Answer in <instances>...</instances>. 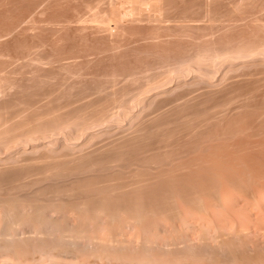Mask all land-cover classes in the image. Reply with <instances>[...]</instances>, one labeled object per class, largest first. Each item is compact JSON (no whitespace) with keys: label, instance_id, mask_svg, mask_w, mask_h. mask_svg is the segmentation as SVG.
Listing matches in <instances>:
<instances>
[{"label":"rangeland","instance_id":"1","mask_svg":"<svg viewBox=\"0 0 264 264\" xmlns=\"http://www.w3.org/2000/svg\"><path fill=\"white\" fill-rule=\"evenodd\" d=\"M200 29L201 30L203 29V30L201 31ZM261 40H262V45H264L263 43L264 41V0H0V84H1L0 85V89H1L0 90V94H1L0 95V98H1L0 99V105H1L0 115L4 112V110L6 111V113L8 110L7 114L5 113L3 114L5 116H10L9 114H10L11 109L14 110L15 112L19 110H24L27 104L28 106H31V108H33V110L31 109L30 111H33V114L35 115L37 112L39 115H41L42 112L44 111L43 113H45L47 116H45V114H42L44 116V118L42 119H46V121L47 120L49 121L51 119V112L55 113L54 115L52 114V119L50 120L53 122L49 121V123H47L45 120H42L44 121V123L48 125L52 126L53 124L52 129L47 130V132L45 130H43L45 132L40 131L43 133L42 134L38 132L40 135L37 133L36 134L34 133L33 134V136L35 135L34 139L32 138L33 137L32 134L30 137L25 136V140H23L24 136L19 137V139H17V141L15 142L16 144L15 143L14 144L12 143V145L9 144L10 146H8L7 144L5 145L4 143L0 144L1 146L0 147V163H1L0 166L1 167H3L2 165L4 164L9 166L8 165L9 161L11 164H13L14 163L13 161L15 160H17V162L18 161L20 162L22 159H26L27 157L29 159L31 158L33 159V155L35 157V155L39 156V154L40 155L44 154L45 156L43 155V157H47V158L51 157V159L57 160L56 162L58 161L62 162L63 160H65L63 162H66L65 157L70 159L69 157H71L75 152H77L79 156L75 153V161L82 160V159L85 160V158L89 154L88 152L90 151L92 153L91 148H94L93 154H95V151L98 148H102V147L108 148V146L112 145L114 141L115 142L117 141L116 139L119 140V138L121 139L122 136L124 139V136L125 138L129 136L128 133L134 131L135 127L142 128V126L144 125V127H148V128L151 127L152 128L151 130L153 129L155 130V131L153 130L154 132L152 131L150 132V129L148 130V128H142L143 131L147 130L145 132L146 136L150 137V138H147V140L145 141L152 142L153 140V142L155 143L150 144L149 142H146V145L143 148L144 150L142 149L141 150L142 152L140 151V154L138 153L139 156L137 154H136L137 156H135L134 154L131 156H128V158L130 157L131 158L129 159V161L126 160L125 158L124 159L125 162L124 160H122V162L124 163H122L121 161L118 163L117 161L116 164H113L114 162H116V160L115 159L112 160L113 163L110 160L111 162L110 165L106 164L108 163L107 161L109 160L105 161L103 159V162H106L105 164L108 165L110 171L107 170L108 169L107 166H106L107 168L105 171V167H104L105 164L103 163L104 165H101L104 167V168L102 167L103 169L102 168L98 169L100 164L94 166L95 168L98 166L96 169L99 173L95 169H94L95 171L93 170L94 167L91 168L90 170L88 169V172L85 171L86 174L85 172H82V171H80L81 173L76 171V174L68 175V173L71 174L72 172L70 170L71 172L65 171L66 173L63 174V176H61L62 178L60 176H58L60 178H58L57 176L56 178L55 176L54 177L50 176L55 181L54 182L51 178L44 176V175H47V173L45 172L48 171V173L50 174L54 173L55 169H58L59 167L64 166V165H62V163L61 164L58 163L59 167L52 165L54 161H50L49 160L50 158H48V160L47 158L43 159L46 161V165H44L45 162L42 160L43 157L39 156V158H41L42 160L39 164L40 165L43 164V165L40 166L38 162L35 163L36 165L40 167V171L37 169L35 173L36 175H38V178L41 181L38 178L36 179L37 176L34 178L35 176L34 175L33 178L32 177L30 179L26 178L28 182L30 181L28 184H25L27 183V181H25L24 184L22 183L21 187H19V186H16L15 184L13 185V183L12 184L10 183L9 180L10 178H11V181L14 180L12 179L13 177L6 175L1 181L5 184L0 182V186L5 187V188L0 187V193L2 194V195L0 194V196L1 197L3 195L5 196V197L3 196L4 198L1 202H4V199L10 194V198L8 197L7 198L13 199L14 201L18 202L19 205L17 204L18 207L17 206L16 207L17 209H20L21 214L19 213V211L17 212L20 214V217L29 216L31 215V213H32V216L36 215L34 214L37 212L35 208L39 206L38 205L39 203H40L41 208H46L44 210V212L46 213H44L45 215L42 220L43 222L41 221L37 223L38 220L36 219L37 220L36 221L34 217H33L34 219L33 220L32 217L30 216L26 218L24 217L23 219L20 218L21 223H19L20 224L19 225V224H16L20 222L19 220L18 222L14 223L13 219H11L12 218L11 215L10 217L7 215V213L10 214L7 210L5 211V209L7 208L5 209L3 208L4 211L2 210L1 207L3 205H4L3 207L5 206L7 207V204L5 205V203H3V205H1L0 203V206H1L0 216H2L0 217V219H3V223H4L3 224L2 221L0 220L1 221L0 222V227H1L0 233L2 232L0 234L1 235L0 238L1 237L3 238L4 237L3 235L8 233L6 237L4 238L6 239L5 241H9V242H5L7 243L5 249L8 248L7 250L9 251V254L7 250L0 248V264H25V263L26 264H32V263L33 264H116V263L117 264H130V263L131 264H143V263L144 264H149V263L150 264L152 263L153 264H225L230 260L229 257L230 258L232 257V259L234 258V260L232 259L231 260L235 262L236 256L240 254H242L243 256H246L249 254L252 255L251 253L253 252L254 253L252 256L256 258L259 255L262 261V258L264 257V256L262 257V255L264 254L263 252L264 251L263 249L264 248V244H263L264 243V211H263L264 210V204H263L264 203V52L262 49L258 47V46H261ZM168 41L169 43H167ZM251 43L253 45H251ZM251 46H255V47L251 48ZM245 47L246 48L250 47L249 50L252 49L253 53L251 54L250 52L249 54L251 55L248 54L249 55L248 56L244 51L240 52L241 48H245ZM256 48H259V49H256ZM262 48L264 49V47ZM254 50L256 53H254ZM258 51H260L261 53ZM204 53L207 55L206 58H209L207 59L208 61L206 60L205 57L201 59L202 55L205 56ZM239 54L240 55L242 54V55L240 56ZM196 57L198 58L200 57L199 59L201 60H199ZM197 65L199 68L197 67ZM180 68L181 70H179ZM227 71H229V73ZM225 74L226 76H224ZM201 77L204 80L205 79L207 80L205 81L201 80L202 79ZM165 81L167 83H165ZM140 86L141 87L143 86V87L140 88ZM154 86L156 90L155 88H153ZM115 87H118V88H115ZM142 89L146 92H144ZM133 92L137 95L139 94V96L135 95ZM142 92H144L145 94ZM155 92H157V94ZM29 93L31 94L28 97ZM163 93H167V94H163ZM205 93L207 95H205ZM26 94L28 97L27 99H26ZM167 95L169 99L167 98ZM33 96L35 98H32ZM25 99H26V102H25ZM35 99L37 100L35 101ZM40 99L41 101H39ZM189 99L195 105L194 104L192 105ZM182 100H184L185 102H182ZM38 101L41 102V105H39ZM102 101L104 104L102 103ZM34 102L35 103L37 102V103L35 104ZM99 102H101L103 107H101L102 105ZM128 102H130V104ZM179 102L182 104H179ZM186 102L189 106L185 104ZM152 103H153V106L151 105ZM131 104H133L132 107H131ZM13 105H17V106L15 107ZM35 105H36V108H35ZM73 105H75V107H73ZM107 105L108 107H106ZM146 105L148 107H146ZM164 105L169 106V107L172 106V110H171V107L170 108L166 107L165 109ZM173 105L175 107H173ZM181 105L183 106L185 105V106L183 107ZM5 106H7L6 107L7 109H4ZM20 106L22 107V109ZM28 106L25 108V113H24L26 114L25 116H27V113H28V112L26 113V109L28 108ZM89 106L90 108H88ZM110 106L112 107L114 112H112L113 111L112 109H110L111 112L108 110L109 108H111ZM179 106L180 108L178 109ZM156 107L157 109L164 108L165 109L163 112L164 115L160 114V110L159 111L155 110ZM176 107H177V111H176ZM70 108H72L71 110H73L72 112L74 113L70 111ZM76 108L77 109L79 108L78 109L79 111ZM99 108H101V110L97 111V109ZM86 109L87 110L89 109L88 111L91 114L88 112L85 113V111H87ZM125 109L126 111H124ZM168 109H170L171 111L170 110L168 111ZM68 110L71 114L68 113ZM103 110H106V111H103ZM139 110L141 111V113L144 112V110L145 112L141 114L139 113L140 112ZM178 110L179 111L182 110L180 111L181 113H179ZM63 111L65 112L62 113ZM93 111L96 113L99 112L100 116L97 114H94ZM107 111L109 112V114L106 113ZM152 111L155 114L158 113V115H155ZM13 112L11 114H13ZM58 112L60 115H62V117L60 116L61 119L58 117L59 116ZM78 112L80 113L84 112V114L83 113L80 114ZM135 112L137 114H135ZM239 112H241L240 113L241 115L238 114ZM259 113L262 115H260ZM73 114L75 115V117H73L74 116ZM76 114L78 117H81V118H77ZM110 114L111 116L113 115L112 116L113 118H111ZM180 114L182 116H180ZM188 114H190V116ZM42 115L41 117H43ZM102 115H106V116H102ZM174 115H178V116L177 117L175 116L174 118ZM209 115H211L212 117ZM66 116L67 117L71 116V117L67 118ZM83 116L84 117L86 116L87 120L86 119L82 120ZM133 116L134 117L136 116V120ZM169 116L171 117L170 121L172 122L171 124L168 125L169 129L174 128L173 126H176V124L180 123L181 118L183 119L184 117H186V122L189 123L190 126L194 127L196 124V128L198 129L199 127V129L197 130L199 133H196V135L197 137L198 136H201V137H198L197 139V137L194 136L195 134L187 132L188 129L185 128L187 126L186 125L187 123L183 121L185 123V126L180 127L181 129L176 128L178 130L180 129L179 130L180 132L175 133V131H173L175 133V134L173 133L175 136L172 135L171 138H166L165 132H163L162 130H158V129H161L160 126H163V125H160V124L163 121H166V118L168 120ZM192 116H194L195 119ZM53 117H54V120H57L56 122L58 121L59 122L54 123L55 121L53 120ZM63 117L65 118L63 119ZM97 117L99 119L101 117V121ZM104 117L107 118L108 121L107 119H104ZM119 117L121 119H119ZM178 117H179V120H175V119H178ZM1 118L4 119L3 117ZM66 118L67 120H65ZM69 118L72 123L70 122ZM235 118H236V122H238L237 125H236V122H234ZM239 118H241L240 121L243 120L241 121V123H239L238 121ZM79 119L82 122L77 121ZM102 119H104L105 121H103ZM152 119L154 120L152 121ZM155 119L158 121H156ZM173 119L174 121H176V124L173 123L174 122L172 121ZM64 120L66 123H68V126L67 124H64L65 123ZM205 120H209V121H205ZM73 121L75 123L80 122L81 124L83 123L84 124L82 126L80 125V123L78 124L73 123ZM127 121H129L130 124ZM60 122H62L67 128ZM86 122H88L89 124L91 123V124L88 125L86 124ZM101 122H102L101 125L97 124ZM242 122H243V125H242ZM233 123H235V125ZM69 124H71V126H69ZM72 124L74 125L73 127L74 130L72 129ZM92 124L94 126H92ZM140 124H142V126ZM145 124L147 125L145 126ZM229 124H231L233 128L237 127V129H233L232 126H230ZM78 125H80L81 128H83L82 132H80L81 131L80 128H77ZM170 125L171 126L173 125V126L170 128ZM54 126H58L57 129ZM61 126L62 127L64 126L65 129L64 127L62 128ZM109 126L111 129L109 128ZM120 126L122 127L124 126V127L121 128ZM226 126H229L232 129ZM88 127L90 129H88ZM182 128L183 130L186 129L187 131L186 130L183 131ZM47 129H49V127H47ZM77 129L79 130L77 131ZM123 129L128 133H126ZM159 131L163 133H160ZM93 132H95V134L98 132L97 133L98 136L97 134L96 135L94 134L93 137L95 139L98 138L96 140H99L98 144L99 146H102V147L98 146V144L96 143L97 141L95 139L92 140L91 133ZM155 132L157 135H153L155 134ZM114 133L115 135H113ZM104 134L106 135L109 134L110 137L109 135H107L106 137V135ZM160 134L161 135L164 134V135L161 136ZM260 134H261V137H260ZM118 135L120 136L118 137ZM150 135H152V137ZM80 136L82 138H80ZM111 138L114 139V141L111 140ZM164 138L166 140L165 142L167 143L164 142ZM80 140L81 141L84 140V142L86 141L87 144L84 142L81 143ZM90 140L91 142L89 144ZM100 140H104L105 143H106V140L107 142L108 140L109 141L111 140V141L110 143L108 142V144L105 145V143ZM159 140L161 142H159ZM69 141H70L69 143L70 146L68 145ZM93 141L96 143V146H94L95 143ZM39 144L40 146H37ZM74 144L76 145L74 146ZM88 144L89 146L91 145V148L87 147ZM17 145H19V147ZM154 145L155 146L157 145V146L155 147ZM162 147L163 149L168 148L170 151H173L170 153L171 156L168 157L169 159H166L165 163L167 164L162 165L160 164V162L158 163L160 165L153 164V161L152 162L150 161L151 159L150 157L153 158L152 154L155 155V153L156 154L161 153ZM87 148H89V150ZM154 148L157 150L155 151ZM57 149L59 150L57 151ZM84 149L85 150L87 149L88 151L87 150L84 151ZM145 149H147V153H145L146 152ZM149 149L151 151H149ZM50 150L52 151V153H50ZM16 151L18 152L22 151V152L18 153ZM69 151H72V152L70 153ZM81 151L83 154L81 155L82 158L80 157ZM67 152L70 154L72 153L73 154L67 155L68 154ZM83 152L87 154L84 155ZM15 153L18 154L17 155L18 157H16ZM63 153L64 154L66 153V154L64 155ZM48 154L50 155L48 156ZM55 155L56 157L57 155L58 157L60 155L61 157L64 155L62 157L64 159L60 160L62 159L60 157L58 158L59 159L58 160L56 157H54ZM38 156H36L35 158L38 159ZM73 157L70 159L69 162L75 163V161H73L74 160ZM216 157L217 159H215ZM9 158H11V160H9ZM19 158H21V160ZM28 158L27 160H29ZM147 159L149 162H147ZM22 161H25V160H22ZM37 161H40V159H38ZM47 162H50V163L47 164ZM49 164L53 166L54 168L51 167ZM111 164L112 166L113 165L114 166L112 167ZM48 165L50 166V170H53V171L49 170ZM65 166L70 167L71 165L67 166V164H65ZM123 166L126 168H124ZM46 168L48 170H45ZM151 168L154 170H152ZM229 168L232 169L233 171L230 170ZM136 170H139V171H136ZM100 171L102 172V174ZM39 172L41 173L39 174ZM74 172L75 171H73L72 173ZM95 172H97V174ZM142 172H143L142 176L145 175V178L143 177L144 180H142L143 178H140L142 177L141 176ZM137 173L139 174L137 175L139 176L138 177L139 180L136 176ZM146 173L148 177L146 176ZM113 174L117 178L119 175H120L119 177L124 176L123 177L124 181L121 183V185H119V187L121 188L125 187L124 189L127 188L124 191L126 192V194L122 191L121 194L112 193L113 194L112 195V194H108L102 191L100 192V194H97V192L95 193L89 192V194L91 195L88 196L89 194H86L85 192L84 193L81 192L82 196L86 194L88 198L91 197L93 200H91V198L89 199L86 198V196H84L85 198H83L79 194L77 195V193H80V192L76 190L78 188H75V187L79 186L78 184H80L79 182L80 180H81V183H84L85 181H87L88 178L89 180L94 181V178L98 179L100 178L99 176H101V178L98 180H101L102 175L105 177V179H109V177L110 179H114L116 177ZM130 174H132L133 176ZM64 175L66 176V179ZM88 175H91V176L88 177ZM97 175L98 177H95ZM43 176L44 178H46L45 180L43 179ZM106 176L108 177L106 178ZM126 176L129 179H127ZM131 176L136 177L138 182H135L136 179L132 180ZM6 177L7 178L9 177L8 180ZM47 178H49V180ZM67 178L70 181L67 180ZM4 179L6 182L4 181ZM31 179H34V180H31ZM42 180L45 181V187L47 186L48 188L49 186H51L50 184L56 185L57 183L58 184L60 183L61 188H59L60 190H58V192L60 191L61 192L60 194L62 195L63 189H65L64 194L62 196H58L60 194H57L58 193L57 191H53L54 189L57 190L58 186L60 187V184L59 185L57 184L56 185L57 187L55 186L56 188L54 187V189L50 188V190L51 189L52 190L51 191L48 190V192L49 191L50 192L46 193L44 190L48 188L41 187L42 185L41 183H43L44 185V182ZM71 180L73 183L75 182L76 183L73 184ZM7 181L9 182L7 183ZM36 181L38 182L40 181L39 182L40 186H36L35 188L34 185L33 186L29 185L32 183L33 184L36 183L35 185H39L37 184ZM121 181L122 180H120V182ZM131 181H134L135 183H137L136 184L137 186L135 185L136 187L133 185V189L135 188L134 190L131 189V186L132 184H135V183ZM145 181L146 183L144 184ZM254 181L255 183H253ZM63 182L64 183L66 182L65 185H63L64 184ZM126 182L128 184H126ZM9 183H10L9 187L12 185L10 187L12 188V190L9 187H7V184ZM142 183L144 185H142ZM27 185L30 187V189L35 188L33 189L35 191L37 190V187L38 188L40 187V189H42L40 191L41 194L40 192H38L39 191L38 190L36 191L37 195L40 194L42 197L45 196V198L48 199L47 200L48 203L46 202V199H43L44 197L42 198L40 196H39L40 198L39 197L36 198L37 200H33L36 193H34V196H33L31 194L33 193L31 191L33 190L31 189L30 191L29 187L27 188ZM64 186H67V187L63 188ZM141 186H143V188ZM14 188L17 189L18 191L17 190L13 191ZM22 188H25L26 191ZM66 188L67 190L73 189V188L75 189L76 192L75 191L73 192L74 197L72 195L69 197H65V196H68V195H65ZM27 189L31 192L30 193L31 196L25 195L27 193H24V191L28 192L29 194V191H27ZM169 189L171 190V192ZM121 190H123V188ZM5 191H8L9 193L7 192L5 193ZM42 191L45 194H51L53 198L57 195L58 197L53 199V201L55 200L57 204L64 203L65 199L67 203V200L68 201L70 200L67 198L71 197V200L68 203H71L72 207L69 204L70 207L69 205H67V209H66L65 207L66 203H65V204H62L64 205V208L62 210L60 206L59 207L53 206L52 204L53 201H52L51 207L52 206L53 207L51 208L50 203H49V197L51 195L50 196L45 195V194L42 195ZM242 191L244 192V194L242 193ZM14 192L15 194H13ZM16 192L18 194H16ZM22 192L25 195L24 198H26L27 196L26 199L20 198V196L22 197L24 196ZM102 193H104L103 194L104 196L101 195ZM94 194L97 195V197L94 196ZM11 195H13V197ZM188 195L189 197H187ZM77 196L78 198L80 196V198L78 199ZM18 197L21 200L23 199L22 201H24L25 203L27 202V203L23 204V202L20 199H18ZM72 197L74 200L75 199L76 200L75 201L72 200ZM7 198L6 200H8ZM28 198H30V202L28 201L29 200ZM41 198L43 199L42 201H40ZM59 198L64 199V202L63 200ZM183 198L185 201L184 200L181 201V199ZM17 199L20 200L21 203ZM57 199H59V201L61 200L62 202L57 201ZM187 200L189 201V203ZM31 201L32 202L34 201V203L36 204L32 203ZM43 201H45V203ZM71 201H74V202H71ZM89 201L91 202V204L87 203ZM80 202L82 203L80 204ZM219 202H221V204ZM14 204L16 205V203ZM20 204L23 205V207L21 205L22 209L19 207ZM32 204H34L35 206L33 205L34 206L33 207ZM41 204H43V207ZM45 204L47 207H44ZM48 204H49L50 209L48 208ZM97 205L100 207H97ZM209 205L211 206V208H209L210 207ZM122 206L124 208L126 207L125 208L126 210H123L124 208ZM57 208L59 209L57 210ZM53 209H55L56 211H54ZM61 211L63 212L61 213ZM86 211L90 213L88 214L89 216L87 215ZM100 211H101V214H100ZM132 211L135 213H133ZM24 212L26 214H24ZM94 213H97L98 215L96 214L97 217H95L94 215V217L92 218ZM136 213H139L141 217ZM103 214H104V217H103ZM109 214H110V217H109ZM135 214L139 216V217L136 216L137 220L135 219V216H133ZM5 217H7L8 219H11L12 220V221L10 220L11 224H14V225L16 224L15 225L16 227H13L11 229L9 227L7 228V225L10 223V221L8 222ZM64 217L67 220L63 219ZM49 219L56 220L55 223H57V227L52 226V224H54V221L52 222ZM61 219L64 221L62 222ZM133 220H136V221H133ZM143 222L145 225L143 224ZM36 224L38 225V227ZM64 224L67 227H65ZM39 225L42 227V229H40L41 227ZM44 226H46V228ZM58 226H60V228ZM2 227L6 229L3 230ZM81 230L82 232H85V235H83L82 232H80V234H82L83 237L78 236L80 235L78 231H81ZM174 231L176 232V234ZM30 232L33 233V235H31ZM74 232H76L78 235L77 234L75 235ZM19 235L21 237H18ZM7 236H10L11 238ZM59 236L61 240L59 239ZM74 237L75 238L80 237V238L79 239L76 238L77 240L75 242ZM7 238L12 239L11 243H10V240ZM26 238L27 240H25ZM223 238L224 239L227 238V241L224 242L225 240ZM244 240L247 243L244 242ZM214 241H216L218 244ZM14 243L16 244V247H14L15 246ZM111 243L113 245H111ZM219 243L223 245L224 247L221 246ZM68 246L70 247L68 248ZM103 246L106 248H104ZM30 247H33V248H30ZM70 248L72 251H69ZM226 249L227 250L229 249L228 250L229 253H227ZM101 251L103 254L101 253ZM219 252L221 253V255L219 254ZM224 252L227 253L229 257H226L227 255ZM230 252H233V253L230 254ZM247 252H249V254ZM146 254L147 256H145ZM222 254L224 255V257H226L225 263H224V257L223 258L221 257L223 256ZM217 257H218V260H216ZM240 257L238 256L237 259L239 258L238 260L241 262ZM227 258L228 260H226ZM220 260H223V261H220ZM238 260L235 263L229 262L227 264H231V263L237 264L239 263ZM147 261L148 262L150 261V262L147 263ZM217 261H219L220 263Z\"/></svg>","mask_w":264,"mask_h":264},{"label":"bare ground","instance_id":"2","mask_svg":"<svg viewBox=\"0 0 264 264\" xmlns=\"http://www.w3.org/2000/svg\"><path fill=\"white\" fill-rule=\"evenodd\" d=\"M171 2H172V1H171ZM173 2H174V1H173ZM155 3H156V2H155ZM164 3H165V2H164ZM159 4H160V3H159ZM210 4H211V3H210ZM239 4H240V3H239ZM168 7H169V6H168ZM241 7H242V6H241ZM255 7H256V6H255ZM160 8H161V7H160ZM204 8H205V7H204ZM244 8H245V7H244ZM173 10H174V9H173ZM198 10H199V9H198ZM251 10H252V9H251ZM176 11H177V10H176ZM229 11H230V10H229ZM37 12H38V11H37ZM221 12H222V11H221ZM233 12H234V11H233ZM250 12H251V11H250ZM165 13H166V12H165ZM208 13H209V12H208ZM228 13H229V12H228ZM241 13H242V12H241ZM194 14H195V12H194ZM209 14H210V13H209ZM226 15H228V14H226ZM261 15H262V14H261ZM154 16H155V15H154ZM208 16H209V15H208ZM239 16H240V15H239ZM168 17H169V16H168ZM256 17H257V16H256ZM165 18H167V17H165ZM183 18H184V17H183ZM227 18H228V17H227ZM231 18H232V17H231ZM237 18H238V17H237ZM195 19H196V18H195ZM154 20H155V19H154ZM188 20H189V19H188ZM211 20H212V19H211ZM194 21H195V20H194ZM173 22H174V21H173ZM176 22H177V21H176ZM182 22H183V21H182ZM191 22H193V21H191ZM191 22H189V23H191ZM205 22H206V21H205ZM220 22H221V21H220ZM187 23H188V22H187ZM194 23H195V22H194ZM226 23H227V22H226ZM229 23H230V22H229ZM176 24H177V23H176ZM204 24H205V23H204ZM207 24H208V23H207ZM209 24H210V23H209ZM168 25H169V24H168ZM172 25H174V24H172ZM189 25H190V24H189ZM238 25H239V24H238ZM190 26H191V25H190ZM174 27H175V26H174ZM177 27H178V25H177ZM180 27H181V26H180ZM186 27H187V26H186ZM192 27H193V26H192ZM212 27H213V26H212ZM229 27H230V26H229ZM182 28H184V27H182ZM189 28H190V27H189ZM193 29H194V28H193ZM197 30H198V29H197ZM200 30H201V29H200ZM202 30H203V29H202ZM202 30H201V31H202ZM39 31H40V30H39ZM207 31H208V30H207ZM209 31H210V30H209ZM211 31H212V30H211ZM235 31H236V30H235ZM26 32H27V31H26ZM146 32H147V31H146ZM182 32H183V31H182ZM220 32H221V31H220ZM31 33H32V32H31ZM232 33H233V32H232ZM215 34H216V33H215ZM245 34H246V33H245ZM219 35H220V34H219ZM192 36H193V34H192ZM205 37H206V36H205ZM195 38H196V37H195ZM161 39H162V37H161ZM188 39H189V38H188ZM222 40H223V39H222ZM196 42H197V41H196ZM198 42H199V41H198ZM255 42H256V41H255ZM257 42H259V41H257ZM167 43H169V41H168ZM253 43H254V42H253ZM263 43H264V41H263ZM162 44H163V43H162ZM179 44H180V43H179ZM191 44H192V43H191ZM241 44H242V43H241ZM241 44H240V45H241ZM254 44H255V43H254ZM257 44H258V43H257ZM206 45H207V44H206ZM247 45H248V44H247ZM251 45H253V44L251 43ZM258 45H259V44H258ZM231 46H232V45H231ZM243 46H244V45H243ZM245 46H246V45H245ZM248 46H249V45H248ZM256 46H257V45H256ZM253 47H255V46H251V48H253ZM258 47H259L260 49H262L263 52H264V49L262 48V47H264V45H262V40H261V46H258ZM42 48H43V47H42ZM231 48H232V47H231ZM236 48H237V47H236ZM236 48H235V49H236ZM249 48H250V47H247V48H246V47H245V48H241V51H240V52L244 51L247 55H248L250 52H251V54H252L253 51H252V49L249 50ZM259 48H256V49H259ZM216 49H217V48H216ZM239 49H240V47H239ZM207 50H208V49H207ZM225 50H226V49H225ZM262 50H260V51H262ZM226 51H227V50H226ZM238 51H239V50H238ZM260 51H258V52H260ZM153 52H154V51H153ZM172 52H173V51H172ZM229 52H230V51H229ZM258 52H257V53H258ZM184 53H185V52H184ZM238 53H239V52H238ZM245 53H244V54H245ZM254 53H256L255 50H254ZM260 53H261V52H260ZM187 54H188V53H187ZM204 54H205V53H204ZM225 54H226V53H225ZM251 54H249V55H251ZM146 55H147V54H146ZM239 55H240V54H239ZM241 55H242V54H241ZM241 55H240V56H241ZM249 55H248V56H249ZM259 55H260V54H259ZM38 56H39V55H38ZM198 56H200V55H198ZM206 56H207L206 54H205V56L202 55L201 59H202L203 57L206 58ZM229 56H230V55H229ZM253 56H254V54H253ZM221 57H223V56H221ZM226 57H227V56H226ZM196 58H198V57H196ZM199 58H200V57H199ZM199 58H198V59H199ZM205 58H204V60H205ZM231 58H232V57H231ZM162 59H163V58H162ZM201 59H199V60H201ZM207 59H209V58H206V60H207ZM214 59H215V58H214ZM216 59H217V58H216ZM221 59H222V58H221ZM221 59H220V60H221ZM225 59H226V58H225ZM194 60H195V59H194ZM204 60H203V61H204ZM237 60H238V59H237ZM255 60H256V59H255ZM191 61H192V60H191ZM196 61H197V60H196ZM207 61H208V60H207ZM212 61H213V60H212ZM229 61H230V60H229ZM261 61H263V60H261ZM193 62H194V61H193ZM210 62H211V61H210ZM258 62H259V61H258ZM200 63H201V62H200ZM205 63H206V62H205ZM205 63H204V64H205ZM213 63H214V62H213ZM240 63H241V62H240ZM194 64H195V63H194ZM194 64H193V65H194ZM197 64H198V63H197ZM198 65H199V64H198ZM198 65H197V67H198ZM257 65H258V64H257ZM257 65H256V66H257ZM243 66H244V65H243ZM29 67H30V66H29ZM227 67H228V66H227ZM239 67H240V66H239ZM245 67H246V66H245ZM183 68H184V67H183ZM189 68H190V67H189ZM198 68H199V67H198ZM200 68H201V67H200ZM207 68H208V67H207ZM233 68H234V67H233ZM235 68H236V67H235ZM1 69H2V68H1ZM23 69H24V68H23ZM52 69H53V68H52ZM164 69H165V68H164ZM191 69H192V68H191ZM211 69H212V68H211ZM224 69H225V68H224ZM176 70H177V68H176ZM179 70H181V68H180ZM184 70H185V69H184ZM214 70H215V69H214ZM226 70H227V69H226ZM239 70H241V69H239ZM49 71H50V70H49ZM166 71H167V70H166ZM195 71H196V70H195ZM203 71H204V70H203ZM178 72H179V71H178ZM227 72L229 73V71H227ZM236 72H237V71H236ZM252 72H253V71H252ZM154 73H155V72H154ZM161 73H162V72H161ZM245 73H246V72H245ZM1 74H2V73H1ZM169 74H170V73H169ZM197 74H198V73H197ZM199 74H200V73H199ZM217 74H218V73H217ZM261 74H262V73H261ZM160 75H161V74H160ZM172 75H173V74H172ZM193 75H194V74H193ZM193 75H192V76H193ZM227 75H229V74H227ZM231 75H232V74H231ZM164 76H165V75H164ZM177 76H178V75H177ZM186 76H187V75H186ZM192 76H191V77H192ZM224 76H226V74H225ZM40 77H41V76H40ZM158 77H159V76H158ZM202 77H203V76H202ZM202 77H201V78H202ZM204 77H205V76H204ZM216 77H217V76H216ZM228 77H229V76H228ZM261 77H262V76H261ZM111 78H112V77H111ZM170 78H171V76H170ZM186 78H187V77H186ZM188 78H189V77H188ZM196 78H197V77H196ZM233 78H234V77H233ZM199 79H200V77H199ZM209 79H210V78H209ZM218 79H220V78H218ZM225 79H226V78H225ZM230 79H231V78H230ZM260 79H261V78H260ZM58 80H59V79H58ZM201 80H204V79L202 78ZM205 80H207V79H205ZM205 80H204V81H205ZM175 81H176V80H175ZM193 81H194V80H193ZM216 81H217V80H216ZM220 81H221V80H220ZM222 81H223V80H222ZM163 82H164V81H163ZM170 82H171V81H170ZM186 82H188V81H186ZM189 82H190V80H189ZM206 82H207V81H206ZM213 82H214V81H213ZM159 83H160V82H159ZM165 83H167V82L165 81ZM179 83H180V82H179ZM207 83H208V82H207ZM60 84H61V83H60ZM146 84H147V83H146ZM198 84H199V83H198ZM200 84H202V83H200ZM203 84H204V83H203ZM218 84H219V83H218ZM0 85H1V84H0ZM214 85H215V84H214ZM119 86H120V85H119ZM131 86H132V85H131ZM143 86H144V85H143ZM143 86H142V87H143ZM148 86H149V85H148ZM159 86H160V85H159ZM185 86H186V85H185ZM193 86H194V85H193ZM123 87H124V86H123ZM142 87L140 86V88H142ZM145 87H146V86H145ZM145 87H144V88H145ZM156 87H157V86H156ZM168 87H169V86H168ZM174 87H175V86H174ZM177 87H178V86H177ZM186 87H187V86H186ZM191 87H192V86H191ZM211 87H212V86H211ZM222 87H223V86H222ZM110 88H111V87H110ZM115 88H118V87H115ZM147 88H148V87H147ZM153 88H155V86H154ZM145 89H146V88H145ZM157 89H158V88H157ZM181 89H182V88H181ZM181 89H180V90H181ZM188 89H189V88H188ZM225 89H226V88H225ZM0 90H1V89H0ZM131 90H133V89H131ZM138 90H139V89H138ZM142 90H143V89H142ZM142 90H141V91H142ZM150 90H151V89H150ZM155 90H156V88H155ZM143 91H144V90H143ZM148 91H149V90H148ZM148 91H147V92H148ZM164 91H165V90H164ZM168 91H169V90H168ZM174 91H176V90H174ZM186 91H187V90H186ZM2 92H3V91H2ZM31 92H32V91H31ZM87 92H88V91H87ZM144 92H146V91H144ZM144 92H142V93H144ZM149 92H150V91H149ZM149 92H148V93H149ZM158 92H160V91H158ZM195 92H197V91H195ZM251 92H252V91H251ZM133 93H134V92H133ZM142 93H140V94H142ZM151 93H152V92H151ZM155 93L157 94V92H155ZM161 93H162V91H161ZM174 93H175V92H174ZM30 94H31V93H29L28 97L30 96ZM55 94H56V93H55ZM70 94H71V93H70ZM131 94H132V93H131ZM134 94H135V93H134ZM144 94H145V93H144ZM149 94H150V93H149ZM156 94H154V95H156ZM158 94H159V93H158ZM163 94H167V93H163ZM169 94H170V93H169ZM201 94H203V93H201ZM0 95H1V94H0ZM33 95H34V94H33ZM102 95H103V94H102ZM110 95H111V94H110ZM135 95H137V94H135ZM146 95H148V94H146ZM154 95H152V96H154ZM170 95H171V94H170ZM196 95H197V94H196ZM205 95H207V94L205 93ZM24 96H25V95H24ZM34 96H35V95H34ZM34 96H33L32 98H35ZM54 96H55V95H54ZM131 96H132V95H131ZM137 96H139V94H138ZM137 96H136V97H137ZM158 96H160V95H158ZM162 96H163V95H162ZM177 96H178V95H177ZM28 97H27V94H26V99H27ZM163 97H164V96H163ZM165 97H166V96H165ZM171 97H172V96H171ZM173 97H174V95H173ZM199 97H200V96H199ZM201 97H202V95H201ZM32 98H31V99H32ZM75 98H76V97H75ZM104 98H106V97H104ZM133 98H134V97H133ZM141 98H142V97H141ZM157 98H158V97H157ZM167 98H168V95H167ZM188 98H189V97H188ZM194 98H195V97H194ZM0 99H1V98H0ZM26 99H25V102H26ZM85 99H86V98H85ZM94 99H95V98H94ZM99 99H100V98H99ZM107 99H108V98H107ZM126 99H127V98H126ZM135 99H136V98H135ZM135 99H134V101H135ZM138 99H139V98H138ZM143 99H144V97H143ZM155 99H156V98H155ZM155 99H153V100H155ZM168 99H169V98H168ZM195 99H196V98H195ZM195 99H194V100H195ZM33 100H34V99H33ZM36 100H37V99H35V101H36ZM45 100H46V99H45ZM81 100H82V99H81ZM88 100H89V99H88ZM97 100H98V99H97ZM97 100H96V101H97ZM149 100H150V99H149ZM153 100H152V101H153ZM170 100H171V99H170ZM174 100H175V99H174ZM184 100H185V99H184ZM184 100H182V102H185V101H186V100H185V101H184ZM194 100H193V101H194ZM39 101H41V99H40ZM39 101H38V102H39ZM49 101H50V100H49ZM90 101H91V100H90ZM90 101H89V102H90ZM111 101H112V100H111ZM147 101H148V100H147ZM166 101H167V100H166ZM189 101H191V100L189 99ZM223 101H224V100H223ZM54 102H55V101H54ZM81 102H82V101H81ZM85 102H86V101H85ZM136 102H137V101H136ZM163 102H164V101H163ZM168 102H169V101H168ZM194 102H195V101H194ZM5 103H6V102H5ZM28 103H29V102H28ZM34 103H35V102H34ZM36 103H37V102H36ZM36 103H35V104H36ZM51 103H52V102H51ZM76 103H77V102H76ZM86 103H87V102H86ZM86 103H85V104H86ZM99 103L101 104V102H99ZM102 103H103V101H102ZM105 103H106V102H105ZM114 103H115V102H114ZM114 103H112V104H114ZM128 103L130 104V102H128ZM153 103H154V102H153ZM153 103L151 104L152 106H153ZM191 103H192V105L194 104L192 101H191ZM25 104H26V103H25ZM93 104H94V103H93ZM103 104H104V103H103ZM134 104H135V102H134ZM168 104H170V103H168ZM176 104H177V103H176ZM179 104H182V103L179 102ZM179 104H178V105H179ZM183 104H184V103H183ZM185 104H187V102H186ZM189 104H190V103H189ZM239 104H240V103H239ZM19 105H21V104H19ZM31 105H32V104H31ZM37 105H38V104H37ZM39 105H41V102H39ZM59 105H60V104H59ZM59 105H58V106H59ZM75 105H76V104H75ZM75 105H73V107H75ZM86 105H87V104H86ZM97 105H98V104H97ZM101 105H102V104H101ZM127 105H128V104H127ZM132 105H133V104H131V107H132ZM142 105H143V104H142ZM151 105H149V106H151ZM158 105H159V104H158ZM165 105H167V104H165ZM165 105H164V106H165ZM178 105H177V106H178ZM194 105H195V104H194ZM0 106H1V105H0ZM13 106L16 107L17 105H13ZM13 106H12V107H13ZM27 106H28V104H27ZM27 106H26V107H27ZM71 106H72V104H71ZM71 106H70V107H71ZM99 106H100V105H99ZM104 106H105V105H104ZM114 106H115V105H114ZM114 106H113V107H114ZM121 106H122V105H121ZM129 106H130V105H129ZM139 106H140V104H139ZM181 106H183V105H181ZM184 106H185V105H184ZM184 106H183V107H184ZM187 106H189V105L187 104ZM6 107H7V106H5L4 109H7ZM10 107H11V106H10ZM15 107H14V108H15ZM20 107H21V106H20ZM23 107H24V106H23ZM26 107H25V108H26ZM38 107H39V106H38ZM41 107H42V106H41ZM61 107H62V106H61ZM97 107H98V106H97ZM101 107H103V105H102ZM106 107H108V105H107ZM110 107H111V106H110ZM117 107H118V106H117ZM146 107H148V106L146 105ZM166 107H168V108L171 107V110H172V106H170V107H169V106H165L164 108L166 109ZM173 107H175V106L173 105ZM25 108H24V110H19V111H17V112H15V111L12 110V109H11V111H10V109H9V111H10V114H9V115H10V116H5L3 113L7 114V113H8V110H7V113H6V111L3 109L4 112H3V113L1 112L2 114L0 115L1 117L4 118V119H2V118L0 117V144L4 143L5 145L7 144L8 146H10V145H12V143L14 144V143L17 141V139H19V137L24 136V139H23V140H25V136H27V137L29 136V137H30L31 134H32V136H33L34 133H35V134H36V133L39 134V133H42V132H45V131L47 132V130L52 129V126H53L52 123H51V124H52V126H51V125H48V124L44 123V121H42V120H45V121H46V119H42V118H44V116L42 115V114H45V113H43L44 111H43V112L41 111L42 114H41V113H40V114L43 116V117H41V115L38 114L37 110H36L37 113L35 112L36 115L33 114V111H30L31 109L33 110V108H31V106H28V108L26 109V113H27V112H28V113H27V116H25V115H26V114H24V113H25ZM35 108H36V105H35ZM48 108H49V107H48ZM82 108H83V106H82ZM85 108H86V107H85ZM88 108H90V106H89ZM94 108H95V107H94ZM104 108H105V107H104ZM143 108H144V107H143ZM150 108H151V107H150ZM162 108H163V107H162ZM164 108H163V109H161V108H160V109H157V107H156L155 110H158V111L160 110V114H163V112H164V110H165ZM179 108H180V106L178 107V109H179ZM17 109H18V108H17ZM21 109H22V107H21ZM37 109H38V108H37ZM40 109H41V108H40ZM40 109H39V110H40ZM56 109H57V108H56ZM67 109H69V108H67ZM71 109H72V108H70V111L72 112L73 110H71ZM76 109H77V108H76ZM78 109H79V108H78ZM78 109H77V110H78ZM110 109H112V107L109 108L108 110L110 111ZM147 109H149V108H147ZM196 109H197V108H196ZM15 110H16V109H15ZM82 110H83V109H82ZM84 110H85V109H84ZM86 110H87V109H86ZM88 110H89V109H88ZM88 110L85 111V113H86V112L90 113ZM90 110H91V109H90ZM98 110H101V108L97 109V111H98ZM106 110H107V108H106ZM106 110H103V111H106ZM112 110H113V109H112ZM115 110H116V108H115ZM120 110H121V109H120ZM134 110H135V109H134ZM151 110H152V109H151ZM169 110H170V109H168V111H169ZM171 110H170V111H171ZM184 110H185V109H184ZM213 110H214V109H213ZM216 110H217V109H216ZM13 111H14V112H13ZM29 111H30V112H29ZM55 111H56V110H55ZM57 111H59V110H57ZM78 111H79V110H78ZM94 111H96V110H94ZM94 111H93V112H94ZM121 111H122V110H121ZM124 111H126V109H125ZM139 111H140V110H139ZM139 111H138V112H139ZM142 111H143V109H142ZM161 111H162V112H161ZM166 111H167V110H166ZM173 111H174V110H173ZM176 111H177V107H176ZM178 111H179V110H178ZM180 111H182V110H180ZM180 111H179V113H181ZM192 111H193V110H192ZM194 111H195V110H194ZM198 111H199V110H198ZM208 111H209V110H208ZM258 111H259V110H258ZM12 112H13V114H11ZM64 112H65V111H63L62 113H64ZM110 112H111V111H110ZM112 112H114V110H113ZM144 112H145V110H144ZM144 112H142V113H144ZM152 112H153V111H152ZM174 112H175V111H174ZM211 112H212V111H211ZM215 112H217V111H215ZM241 112H242V111H241ZM241 112H239L238 114H240ZM68 113H70L69 110H68ZM72 113H74V112H72ZM78 113H80V112H78ZM82 113L84 114V112H81L80 114H82ZM88 113H87V114H88ZM100 113H101V112H100ZM106 113L109 114L108 111H107ZM118 113H119V112H118ZM139 113H141V111H140ZM142 113H141V114H142ZM153 113H154V112H153ZM182 113H184V112H182ZM186 113H187V112H186ZM190 113H191V111H190ZM209 113H210V112H209ZM48 114H50V113H48ZM52 114L54 115L55 113H52V112H51V119H52ZM58 114H59V112H58ZM70 114H71V113H70ZM70 114H69V115H70ZM90 114H91V113H90ZM90 114H89V115H90ZM94 114L99 115V112H97V113L94 112ZM102 114H103V113H102ZM108 114H107V115H108ZM124 114H125V112H124ZM135 114H137V113L135 112ZM154 114H155V113H154ZM171 114H172V113H171ZM176 114H177V113H176ZM206 114H207V113H206ZM216 114H217V113H216ZM218 114H219V113H218ZM259 114H260V113H259ZM3 115H4V116H3ZM63 115H64V114H63ZM66 115H67V113H66ZM73 115H74V114H73ZM92 115H93V114H92ZM120 115H121V114H120ZM120 115H119V116H120ZM131 115H132V114H131ZM151 115H153V114H151ZM155 115H158V113H156ZM163 115H164V114H163ZM163 115H162V116H163ZM165 115H166V113H165ZM185 115H186V114H185ZM188 115L190 116V114H188ZM188 115H187V117H188ZM207 115H208V114H207ZM240 115H241V114H240ZM240 115H239V116H240ZM260 115H262V114H260ZM45 116H47V115L45 114ZM49 116H50V115H49ZM56 116H57V115H56ZM60 116L62 117V115L59 114V116H58V117L61 119ZM76 116H77V114H76ZM95 116H96V115H95ZM99 116H100V115H99ZM99 116H98V117H99ZM102 116H106V115H102ZM110 116H111V114H110ZM112 116H113V115H112ZM112 116H111V118H113ZM142 116H144V115H142ZM175 116L177 117L178 115H174V118H175ZM180 116H182V115L180 114ZM180 116H179V117H180ZM209 116H211V115H209ZM217 116H218V115H217ZM217 116H216V118H217ZM233 116H234V114H233ZM239 116H238V117H239ZM54 117H55V116H54ZM54 117H53V120H54ZM66 117H67V116H66ZM68 117H71V116H68ZM68 117H67V118H68ZM73 117H75V115H74ZM98 117H97V118H98ZM121 117H123V116H121ZM133 117H134V116H133ZM146 117H147V116H146ZM155 117H157V116H155ZM164 117H166V116H164ZM179 117H178V119H175V120H179ZM192 117L194 118V116H192ZM201 117H202V116H201ZM211 117H212V116H211ZM218 117H219V116H218ZM47 118H48V117H47ZM64 118H65V117H63V119H64ZM67 118H66L65 120H67ZM77 118H81V117H78V116H77ZM92 118H93V117H92ZM94 118H95V117H94ZM97 118H96V119H97ZM109 118H110V117H109ZM124 118H125V116H124ZM134 118H135V120H136V116H135ZM134 118H133V120H134ZM137 118H138V116H137ZM158 118H159V117H158ZM158 118H156V119H158ZM180 118H181V117H180ZM51 119H50V120H51ZM57 119H58V118H57ZM74 119H75V118H74ZM74 119H73V120H74ZM85 119H86V116H85V117L83 116L82 120H85ZM98 119H99V118H98ZM98 119H97V120H98ZM104 119H107V118L104 117ZM104 119H102V120L105 121ZM119 119H121V118L119 117ZM156 119H155V120H156ZM160 119H161V117H160ZM181 119H182V118H181ZM181 119H180V123H182V124H180V123L176 124V121H174V119L172 120V121H174L173 123L176 124V126H173L174 124L172 125L175 129H176V128H180V127L185 126V123H184V122H186V117H184V118L182 119V121H181ZM187 119H188V118H187ZM194 119H195V118H194ZM194 119H193V121H194ZM208 119H209V117H208ZM240 119H241V118L238 119L239 123H241V121H243V120L240 121ZM50 120H49V121H50ZM65 120H64V122H65ZM69 120H70V118H69ZM86 120H87V119H86ZM94 120H95V119H94ZM99 120L101 121V117H100ZM112 120H113V119H112ZM123 120H124V119H123ZM129 120H130V118H129ZM153 120H154V119H152V121H153ZM170 120H171V117L169 116L168 120H167V118H166V121H163L161 124L159 123L160 125H163V126H160L161 129H158V130H162L163 132H165V137H166V138H171L172 135H174L176 132H177V133L180 132L179 130L181 129V128H180L179 130H178V129L175 130L174 128H171V127H172L171 125H170V128H171V129H169V126H168V125L172 123ZM201 120H202V119H201ZM211 120H212V119H211ZM49 121L47 120L46 122L49 123ZM54 121H55L54 123H58V122H59V121L56 122L57 120H54ZM77 121H81V120L79 119V120H77ZM100 121H98V122H100ZM107 121H108V119H107ZM107 121H106V123H107ZM138 121H140V120H138ZM150 121H151V120H150ZM152 121H151V122H152ZM156 121H158V120H156ZM183 121H184V122H183ZM187 121H189V120H187ZM191 121H192V120H191ZM195 121H196V120H195ZM205 121H209V120H205ZM214 121H215V120H214ZM50 122H53V121H50ZM70 122H71V120H70ZM81 122H82V121H81ZM83 122H84V121H83ZM113 122H114V121H113ZM127 122H129V121H127ZM136 122H137V121H136ZM159 122H160V121H159ZM211 122H212V121H211ZM211 122H210V123H211ZM227 122H229V121H227ZM232 122H233V121H232ZM234 122H236V118H235V121H234ZM257 122H258V121H257ZM60 123H62V122H60ZM71 123H72V122H71ZM73 123H75V122L73 121ZM76 123L78 124V123H80V122H76ZM76 123H75V124H76ZM104 123H105V122H104ZM124 123H125V122H124ZM132 123H134V122H132ZM132 123H131V124H132ZM149 123H150V122H149ZM154 123H155V122H154ZM154 123H152V124H154ZM186 123H187V122H186ZM196 123H197V122H196ZM201 123H202V122H201ZM206 123H207V122H206ZM230 123H231V122H230ZM62 124H63V123H62ZM64 124H67V126H68V123L65 122ZM64 124H63V125H64ZM83 124H84V123H83ZM83 124L80 123V125H82V126H83ZM86 124L90 125L91 123L89 124L88 122H86ZM86 124H85V125H86ZM95 124H96V122H95ZM97 124H100V125H101L102 122H101V123H97ZM109 124H110V122H109ZM129 124H130V122H129ZM193 124H194V123H193ZM233 124L235 125V123H233ZM237 124H238V122H236V125H237ZM46 125H48V126H46ZM80 125H78V127H77V126H76V127H77V128H80V129H81L80 132H82V129H83V128H81ZM88 125H87V126H88ZM127 125H128V124H127ZM140 125L142 126V124H140ZM146 125H147V124H145V126H146ZM186 125H187V126H186L185 128L188 129V131H187L186 129H184V130H186V131L189 132V133L195 134L194 136L197 137L196 133H199V132L197 131V130L199 129V127L197 126V127H198V129H197V128H196V124H195V126L193 125L195 128L192 127V126H190L189 123H187ZM201 125H202V124H201ZM227 125H228V124H227ZM229 125L232 126L231 124H229ZM242 125H243V122H242ZM260 125H261V124H260ZM50 126H51V128H50ZM59 126H60V125H59ZM64 126H65V125H64ZM64 126H63V127H64ZM69 126H71V124H69ZM79 126H80V127H79ZM92 126H94V125L92 124ZM97 126H99V125H97ZM103 126H105V125H103ZM124 126H125V125H124ZM124 126H123V127H124ZM129 126H130V125H129ZM138 126H139V125H138ZM138 126H137V127H138ZM153 126H154V125H153ZM47 127H49V129H47ZM54 127H56V129H57L58 126H54ZM54 127H53V129H54ZM61 127H62V126H61ZM61 127H59V128H61ZM63 127H62V128H63ZM65 127H66V126H65ZM65 127H64V129H65ZM73 127H74V125L72 124V129H73ZM84 127H85V126H84ZM90 127H91V126H90ZM120 127L123 128L122 126H120ZM126 127H127V126H126ZM131 127H132V126H131ZM214 127H215V126H214ZM226 127H229V126H226ZM234 127H235V126H234ZM59 128H58V129H59ZM66 128H67V127H66ZM97 128H98V127H97ZM105 128H106V127H105ZM109 128H110V126H109ZM114 128H115V127H114ZM142 128H148V127H144V125H143ZM142 128H141V127H138V128L135 127L136 130L134 129V131H132V132L129 131V132L132 133V134L126 132V131L123 129L126 133L129 134V136H127L126 138H125V136H124V139H123V136H122L121 139H120V138H119V140L116 139V140H117L116 142L114 141V139L111 138V140H113L114 143H113L112 145L108 146V148H106V147H102V146H99V144H98L99 140H96V139H98V138L95 139V138L93 137V135L95 134V132H93V133H91V134H92V140L95 139V140L97 141L96 143L98 144V146H99V147H102V148H98V149L95 151V154H93L94 148H91V145L89 146V144H90V142H91V140H90V141H89V144H88L87 147H90V148L92 149V150H91L92 153L89 151V152H88L89 154L87 155V157L85 158V160L82 159V160H78V161H75V153L77 154V152H75L74 154L72 153L73 155L70 154L72 151H69L70 153L67 152V153H68L67 155H72L71 157H69L70 159L74 156V157H73V159H74L73 161H75V163H74L72 160H71V161H72L73 163L69 162L70 159H68V158H66V157H65L66 162H63V161H65V160H63L64 158H62V157H63L66 153H65V154L63 153L64 155H63L62 157H61V155L58 157L59 154L57 155V157H56V155L54 156V157H56L57 159L61 157L62 159H60V160H63L62 162H61V161H60V162H59V161L56 162L57 160H54V159H51V157H48V158H50V159H49L50 161H54L52 165L58 166L59 164L62 163V165H64V166H61V167L58 166L59 168H58V169H55L54 173H51V174L48 173V171H47V172H45V173H47V175H44V176H47V177H49V178L54 177V176H55V178H56V176H57V177H58V176L61 177V176H63V174L66 173L65 171L68 172V171H70V170H71L72 172H73V171H75V172L72 173V172L70 171L71 174L68 173V175L76 174V171H77V172H80V171H82V172L87 171V172H88V169L90 170V169L93 168L94 166L100 164L99 167L97 166L98 169H99V168H102V167H103V166H101V165H104V164L106 163V162H103V159H104L105 161L109 160V161H107L108 163H106V164H108V165H110V163H111L110 160L112 161V160H114V159L116 160V162L113 163V161H112L113 164H116L117 161H118V163H119L120 161L122 162V160H124L125 158H126V160L129 161V159H130L131 157L128 158V156H131V155H133V154H134L135 156H137L138 153L140 154V151L145 147L146 142H149V141H145V140H147V138H150V137H147V136H146V133H145V132H146L147 130L144 129V130H146V131H143ZM153 128H154V127H153ZM157 128H158V127H157ZM229 128H230V127H229ZM232 128H233V126H232ZM232 128H230V129H232ZM248 128H249V127H248ZM64 129H63V130H64ZM75 129H76V128H75ZM88 129H90V128L88 127ZM88 129H87V130H88ZM92 129H93V128H92ZM110 129H111V128H110ZM116 129H117V128H116ZM149 129H150V132H151V131H152V132L155 131L154 129H153L154 131L151 130V129H152L151 127H149L148 130H149ZM227 129H228V128H227ZM233 129H237V127H236V128H233ZM43 130H45V131H43ZM67 130H68V129H67ZM73 130H74V129H73ZM78 130H79V129H77V131H78ZM87 130H86V131H87ZM106 130H108V129H106ZM126 130H127V129H126ZM182 130H183V128H182ZM184 130H183V131H184ZM241 130H242V129H241ZM248 130H249V129H248ZM40 131H42V132H40ZM57 131H58V130H57ZM83 131H84V130H83ZM95 131H96V130H95ZM97 131H98V130H97ZM102 131H103V130H102ZM173 131H175V133H174ZM186 131H185V132H186ZM224 131H225V130H224ZM231 131H233V130H231ZM235 131H236V130H235ZM239 131H240V129H239ZM251 131H252V130H251ZM38 132H39V133H38ZM67 132H68V131H67ZM74 132H75V131H74ZM122 132H123V131H122ZM142 132H144L145 134L142 133ZM159 132H160V131H159ZM163 132H160V133H163ZM221 132H222V131H221ZM246 132H247V131H246ZM51 133H52V132H51ZM53 133H55V132H53ZM59 133H60V132H59ZM71 133H72V132H71ZM71 133H70V134H71ZM83 133H84V132H83ZM88 133H90V132H88ZM97 133H98V132H97ZM97 133H96V134H97ZM101 133H102V132H101ZM110 133H111V132H110ZM120 133H121V132H120ZM157 133H158V132H157ZM173 133H174V134H173ZM253 133H254V132H253ZM262 133H263V132H262ZM42 134H43V133H42ZM47 134H48V133H47ZM56 134H57V133H56ZM62 134H63V133H62ZM96 134H95V135H96ZM102 134H103V133H102ZM152 134H153V133H152ZM200 134H201V133H200ZM218 134H219V133H218ZM39 135H40V134H39ZM49 135H50V134H49ZM76 135H77V134H76ZM85 135H86V134H85ZM99 135H100V134H99ZM104 135H106V134H104ZM104 135H103V136H104ZM107 135H109V134H107ZM107 135H106V137H107ZM113 135H115V133H114ZM153 135H157L156 132H155V134H153ZM160 135H161V134H160ZM162 135H164V134H162ZM162 135H161V136H162ZM50 136H51V135H50ZM60 136H61V135H60ZM97 136H98V134H97ZM119 136H120V135H118V137H119ZM150 136L152 137V135H150ZM174 136H175V135H174ZM174 136H173V137H174ZM176 136H177V135H176ZM189 136H190V134H189ZM230 136H231V135H230ZM34 137H35V135H34L32 138L34 139ZM37 137H38V136H37ZM37 137H36V138H37ZM44 137H45V135H44ZM87 137H88V136H87ZM100 137H102V136H100ZM104 137H105V136H104ZM109 137H110V135H109ZM109 137H108V138H109ZM116 137H117V136H116ZM116 137H115V138H116ZM159 137H160V136H159ZM198 137H201V136H198ZM198 137H197V139H198ZM213 137H214V136H213ZM235 137H236V136H235ZM240 137H241V136H240ZM260 137H261V134H260ZM48 138H49V137H48ZM70 138H71V137H70ZM80 138H82V137L80 136ZM206 138H208V137H206ZM214 138H215V137H214ZM218 138H219V137H218ZM222 138H223V137H222ZM30 139H31V138H30ZM57 139H58V138H57ZM60 139H61V138H60ZM68 139H69V138H68ZM88 139H89V138H88ZM90 139H91V137H90ZM100 139H102V138H100ZM160 139H161V138H160ZM219 139H220V138H219ZM229 139H230V138H229ZM234 139H235V138H234ZM249 139H250V138H249ZM36 140H37V139H36ZM41 140H42V139H41ZM69 140H70V139H69ZM111 140H110V141H111ZM180 140H181V139H180ZM211 140H212V139H211ZM220 140H221V139H220ZM220 140H219V141H220ZM27 141H28V139H27ZM27 141H26V142H27ZM31 141H32V140H31ZM44 141H45V140H44ZM44 141H43V142H44ZM57 141H58V140H57ZM80 141H81V140H80ZM100 141H102V142L105 143L104 140H100ZM110 141L108 140L109 143H110ZM113 141H112V142H113ZM157 141H158V140H157ZM162 141H163V140H162ZM165 141H166V140H165V138H164V142H165ZM168 141H169V140H168ZM243 141H244V140H243ZM20 142H21V141H20ZM26 142H25V143H26ZM32 142H33V141H32ZM48 142H49V140H48ZM62 142H63V141H62ZM66 142H67V141H66ZM82 142H84V140H82L81 143H82ZM93 142H94V141H93ZM93 142H92V143H93ZM108 142H107V140H106L105 145L108 144ZM159 142H161V141L159 140ZM28 143H29V142H28ZM45 143H46V142H45ZM64 143H65V142H64ZM69 143H70V141L68 142V145L70 146ZM75 143H76V142H75ZM84 143L87 144L86 141H85ZM92 143H91V144H92ZM94 143H95V142H94ZM96 143H95L94 146H96ZM149 143L151 144V143H155V142H153V140H152V142L150 141ZM156 143H157V142H156ZM165 143H167V142H165ZM168 143H169V142H168ZM204 143H205V142H204ZM216 143H217V142H216ZM233 143H234V142H233ZM9 144H10V145H9ZM15 144H16V143H15ZM18 144H19V143H18ZM52 144H54V143H52ZM72 144H73V143H72ZM102 144H103V143H102ZM163 144H164V143H163ZM163 144H162V145H163ZM199 144H200V143H199ZM205 144H206V143H205ZM223 144H224V143H223ZM5 145H4V146H5ZM21 145H22V143H21ZM30 145H31V144H30ZM42 145H43V144H42ZM75 145H76V144H74V146H75ZM83 145H85V144H83ZM105 145H104V146H105ZM157 145H158V144H157ZM157 145H156V146H157ZM166 145H168V144H166ZM220 145H221V144H220ZM13 146H14V145H13ZM17 146L19 147V145H17ZM24 146H25V145H24ZM37 146H40V144L37 145ZM37 146H36V148H37ZM49 146H50V145H49ZM57 146H58V145H57ZM74 146H73V147H74ZM94 146H92V147H94ZM151 146H152V145H151ZM154 146H155V145H154ZM156 146H155V147H156ZM158 146H159V145H158ZM164 146H165V145H164ZM201 146H202V145H201ZM0 147H1V146H0ZM25 147H26V146H25ZM44 147H45V146H44ZM47 147H48V146H47ZM64 147H65V146H64ZM66 147H67V146H66ZM77 147H79V146H77ZM83 147H84V146H83ZM167 147H168V146H167ZM205 147H206V145H205ZM253 147H254V146H253ZM8 148H9V147H8ZM41 148H42V147H41ZM49 148H51V147H49ZM67 148H68V147H67ZM74 148H75V147H74ZM157 148H159V147H157ZM248 148H249V147H248ZM3 149H4V147H3ZM38 149H40V148H38ZM76 149H77V148H76ZM81 149H82V148H81ZM87 149L89 150V148H87ZM87 149H86V150H87ZM151 149H153V148H151ZM154 149H155V148H154ZM218 149H219V148H218ZM230 149H231V147H230ZM5 150H6V149H5ZM14 150H15V149H14ZM33 150H34V149H33ZM58 150H59V149H57V151H58ZM60 150H61V149H60ZM70 150H71V148H70ZM78 150H79V149H78ZM78 150H77V151H78ZM86 150L84 149V151H86ZM88 150H87V151H88ZM143 150H144V149H143ZM145 150H146L145 153H147V149H145ZM156 150H157V149H155V151H156ZM64 151H65V150H64ZM74 151H76V150H74ZM149 151H151V150L149 149ZM153 151H154V150H153ZM153 151H152V152H153ZM158 151H159V150H158ZM194 151H195V149H194ZM216 151H217V150H216ZM16 152H18V151H16ZM21 152H22V151H21ZM21 152H18V153H21ZM45 152H46V150H45ZM61 152H62V151H61ZM141 152H142V151H141ZM171 152H173V151H170L168 148H167V149H163V147H162V152H161V153H158V154L155 153V155L152 154V155H153V158L150 157V158H151L150 161H151V162L153 161V164H158L159 162H160V164H162V165H163V164H167V163H165V162H166V159H169L168 157L171 156V154H170ZM32 153H33V152H32ZM34 153H35V152H34ZM50 153H52L51 150H50ZM83 153H84V155L87 154V153H85V152H83ZM193 153H194V152H193ZM209 153H210V152H209ZM15 154H16V153H15ZM23 154H24V152H23ZM30 154H31V153H30ZM30 154H29V155H30ZM35 154H36V153H35ZM38 154H39V153H38ZM41 154H43V153H41ZM45 154H46V153H45ZM56 154H57V153H56ZM136 154H137V155H136ZM143 154H144V153H143ZM150 154H151V152H150ZM195 154H196V153H195ZM195 154H194V155H195ZM17 155H18V154H16V157H18ZM19 155H20V154H19ZM32 155H33V154H32ZM43 155H44V154H43ZM43 155H40V154H39V156H42V157H43ZM46 155H47V154H46ZM49 155H50V154H48V156H49ZM77 155H78V154H77ZM81 155H83V154H82V151H81L80 157H81ZM141 155H142V154H141ZM174 155H175V154H174ZM191 155H192V154H191ZM220 155H221V154H220ZM232 155H233V154H232ZM2 156H3V155H2ZM36 156H38V155H35V157H36ZM39 156H38V159H40V161H37L38 159L35 158L34 155H33V159H32V158L29 159V158L27 157L29 160H27V158H26V159H22V160H25V161H22L21 158H19V159L22 161V162H21V161H20V162L18 161L19 163L17 162V160L14 159V160H15V161H13L14 163L11 161L13 164H11L10 161H9V163H10V164L8 163L9 166H7L6 164L2 165L3 167L0 166V168H1V169H0V182H1L2 179L7 175V176H10V177H13L12 179H14V180L11 181V178H10L9 181H10L11 184L13 183V185L15 184L16 186L21 187L22 183L24 184V182L27 181L26 178H27V179H28V178L30 179L31 177L33 178V176L35 175L34 178L37 176V177H36V179H37V178H38V175H36L35 172L37 171V169L40 171V167H39L38 165H36L35 163L38 162V164H39L43 159L47 158V157H43L42 160H41V158H39ZM44 156H45V155H44ZM52 156H53V155H52ZM78 156H79V155H78ZM138 156H139V155H138ZM196 156H197V155H196ZM30 157H31V156H30ZM67 157H68V156H67ZM80 157H79V158H80ZM83 157H84V156H83ZM188 157H189V156H188ZM5 158H6V157H5ZM5 158H4V160H5ZM7 158H8V157H7ZM11 158H12V157H11ZM11 158H9V160H11ZM23 158H25V157H23ZM34 158H35V159H34ZM48 158H47V160H48ZM81 158H82V157H81ZM132 158H133V157H132ZM145 158H147V157H145ZM220 158H221V157H220ZM234 158H235V157H234ZM2 159H3V158H2ZM77 159H78V157H77ZM140 159H142V158H140ZM143 159H144V158H143ZM148 159H149V158H148ZM148 159H147V162H149ZM164 159H165V160H164ZM188 159H189V158H188ZM215 159H217V157H216ZM7 160H8V159H7ZM58 160H59V159H58ZM131 160H132V159H131ZM135 160H136V159H135ZM170 160H171V159H170ZM179 160H180V159H179ZM183 160H184V158H183ZM205 160H206V159H205ZM43 161L45 162L44 165H46V161H45V160H43ZM137 161H138V160H137ZM4 162H5V161H4ZM4 162H2V163H4ZM7 162H8V161H7ZM124 162H125V160H124ZM124 162H122V163H124ZM141 162H142V161H141ZM141 162H140V163H141ZM145 162H146V161H145ZM180 162H181V161H180ZM15 163H16V164H15ZM48 163H50V162H47V164H48ZM58 163H59V164H58ZM63 163H64V164H63ZM103 163H104V164H103ZM126 163H127V161H126ZM130 163H132V162H130ZM140 163H139V164H140ZM197 163H198V162H197ZM65 164H67V166H68V165H69V166L71 165V166H70V167H66ZM106 164L104 165V167H105V171H106V168L108 167V165H106ZM128 164H129V163H128ZM160 164H158V165H160ZM170 164H171V163H170ZM229 164H230V163H229ZM0 165H1V163H0ZM5 165H6V166H5ZM39 165H40V164H39ZM42 165H43V164H41L40 166H42ZM49 165H50V164H49ZM49 165H48V166H49ZM124 165H125V164H124ZM158 165H157V166H158ZM195 165H196V164H195ZM243 165H244V164H243ZM37 166H38V167H37ZM50 166H51V165H50ZM50 166H49V170H50ZM106 166H107V167H106ZM111 166H112V164H111ZM113 166H114V165H113ZM113 166H112V167H113ZM136 166H138V165H136ZM139 166H140V165H139ZM153 166H154V165H153ZM231 166H232V165H231ZM244 166H245V165H244ZM250 166H251V165H250ZM45 167H46V166H45ZM51 167H53V166H51ZM97 167H96V168H97ZM104 167H103V168H104ZM119 167H120V166H119ZM123 167H124V166H123ZM149 167H150V166H149ZM165 167H166V166H165ZM170 167H171V166H170ZM199 167H200V166H199ZM259 167H260V166H259ZM53 168H54V167H53ZM55 168H57V167H55ZM96 168L94 167L93 170L95 169V170L97 171ZM103 168H102V169H103ZM115 168H117V167H115ZM124 168H126V167H124ZM41 169H42V168H41ZM147 169H148V168H147ZM151 169H152V168H151ZM157 169H158V168H157ZM229 169H230V168H229ZM45 170H48V169L46 168ZM45 170H43V171H45ZM95 170H94V171H95ZM107 170H109V167H108ZM132 170H133V169H132ZM134 170H135V168H134ZM152 170H154V169H152ZM230 170H232V169H230ZM41 171H42V170H41ZM50 171H53V170H50ZM109 171H110V170H109ZM122 171H123V170H122ZM136 171H139V170H136ZM136 171H135V172H136ZM145 171H146V170H145ZM167 171H168V170H167ZM167 171H166V172H167ZM172 171H173V170H172ZM224 171H225V170H224ZM226 171H227V170H226ZM232 171H233V170H232ZM255 171H256V170H255ZM92 172H93V171H92ZM97 172H98V171H97ZM97 172H95V173L97 174ZM100 172H101V171H100ZM112 172H113V171H112ZM130 172H131V171H130ZM143 172H144V171H143ZM143 172L141 173V176L143 175ZM162 172H163V171H162ZM164 172H165V171H164ZM186 172H187V171H186ZM262 172H263V171H262ZM40 173H41V172H39V174H40ZM80 173H81V172H80ZM95 173H93V174H95ZM98 173H99V172H98ZM131 173H132V172H131ZM167 173H168V172H167ZM253 173H254V172H253ZM43 174H44V173H43ZM83 174H84V173H83ZM85 174H86V172H85ZM90 174H91V173H90ZM101 174H102V172H101ZM133 174H134V173H133ZM77 175H78V174H77ZM81 175H82V174H81ZM98 175H99V174H98ZM98 175L95 176V177H98ZM113 175H114V174H113ZM115 175H116V173H115ZM115 175H114V176H115ZM125 175H126V174H125ZM130 175H132V174H130ZM134 175H135V174H134ZM137 175H139V174L137 173L136 176H137ZM194 175H195V174H194ZM39 176H40V175H39ZM44 176H43V179L45 180L46 178H44ZM50 176H51V177H50ZM64 176H65V175H64ZM89 176H91V175H88V177H89ZM92 176H93V175H92ZM114 176H113V178H114ZM119 176H120V175H119ZM119 176H118V178L115 176L116 178H114V179H110V177H109V179H105V177L102 175V179H101V180H98V179L101 178V176H99L100 178H98V179H95V178H94V181H93V180H89V178H88L87 181H85V182L83 181L84 183H81V180H80V181H79L80 184H78L79 186L77 185L78 187H75V188H78V189H76V190H78L80 193H81V192H82V193L85 192L86 194H89V192H93V193L97 192V194H100V192H102V191H103V192H106V193H108V194H112V193H114V194H121L122 191L124 192L127 188L124 189L125 187H122L123 190H121L122 188L119 187V185H121V183L124 181V178H123L124 176H122V177H119ZM128 176H129V175H128ZM132 176H133V175H132ZM132 176H131V179H132V180H135L136 177H132ZM146 176H147V173H146ZM152 176H153V175H152ZM187 176H188V175H187ZM254 176H255V175H254ZM257 176H258V175H257ZM60 177H58V178H60ZM67 177H68V176H67ZM69 177H70V176H69ZM82 177H83V176H82ZM85 177H86V176H85ZM107 177H108V176H106V178H107ZM126 177H127V176H126ZM138 177H139V176H137V178H138ZM143 177L145 178V175L142 176V177H140V178H143ZM147 177H148V176H147ZM224 177H225V176H224ZM6 178H7V177H6ZM6 178H5V179H6ZM8 178H9V177H8ZM8 178H7V180H8ZM49 178H47V179L49 180ZM61 178H62V177H61ZM63 178H64V177H63ZM70 178H71V177H70ZM91 178H93V177H91ZM103 178H104V179H103ZM144 178H143L142 180H144ZM164 178H165V177H164ZM206 178H207V177H206ZM211 178H212V177H211ZM5 179H4V181H5ZM36 179H35V180H36ZM38 179H39V178H38ZM51 179H52V178H51ZM51 179H50V180H51ZM65 179H66V176H65ZM73 179H74V178H73ZM127 179H129V178L127 177ZM127 179H126V181H127ZM149 179H150V178H149ZM149 179H148V180H149ZM31 180H34V179H31ZM39 180H40V179H39ZM44 180H42V181L44 182V185H43V183H41V184H42L41 187L48 188L47 186L45 187V181H44ZM48 180H46V181H48ZM52 180H53V179H52ZM62 180H63V179H62ZM67 180H69V179L67 178ZM83 180H84V179H83ZM85 180H86V179H85ZM120 180H122V181L120 182ZM138 180H139V178H138ZM138 180L136 179L135 182H138ZM148 180H147V181H148ZM213 180H214V179H213ZM229 180H230V179H229ZM9 181H7V183H8ZM40 181H41V180H40ZM40 181H39V182H40ZM53 181H54V180H53ZM60 181H61V180H60ZM69 181H70V180H69ZM128 181H129V180H128ZM140 181H141V179H140ZM215 181H216V180H215ZM232 181H233V180H232ZM5 182H6V181H5ZM29 182H30V181H29ZM29 182L27 181V183H25V184H28ZM31 182H32V181H31ZM36 182H37V184H39L38 181H36ZM54 182H55V181H54ZM71 182H72V180H71ZM131 182H134V181H131ZM135 182H134V183H135ZM149 182H150V181H149ZM225 182H226V181H225ZM230 182H231V181H230ZM240 182H241V181H240ZM1 183H3V182H1ZM10 183L7 184V187H9ZM49 183H51V182H49ZM63 183H64V182H63ZM65 183H66V182H65ZM65 183H64L63 185H65ZM68 183H69V182H68ZM72 183H73V182H72ZM75 183H76V182H75ZM75 183H73V184H75ZM145 183H146V181L144 182V184H145ZM155 183H156V182H155ZM237 183H238V182H237ZM253 183H255V181H254ZM3 184H5V183H3ZM35 184H36V183H34V184L32 183V184H29V185H30V186H31V185L33 186V185H34L35 188H36V186H40V184H39V185H35ZM57 184H58V183H57ZM57 184H56V185H57ZM59 184H60V183H59ZM59 184H58V185H59ZM73 184H72V185H73ZM126 184H128V183L126 182ZM136 184H137V183L132 184L131 189H133V185L135 186ZM138 184H139V183H138ZM144 184L142 183V185H144ZM214 184H215V183H214ZM235 184H236V183H235ZM1 185H2V184H1ZM50 185H51V186H49V188L46 189L47 191L44 190L46 193L48 192V190H50V188L54 189V187L56 186L55 184H54V185L50 184ZM68 185H69V184H68ZM206 185H207V184H206ZM232 185H233V184H232ZM240 185H241V184H240ZM11 186H12V185H11ZM11 186H10V187H11ZM25 186H26V185H25ZM52 186H53V187H52ZM70 186H71V184H70ZM136 186H137V185H136ZM136 186H135V187H136ZM182 186H183V185H182ZM215 186H216V185H215ZM217 186H218V185H217ZM243 186H244V185H243ZM243 186H242V187H243ZM0 187L5 188L4 186H0ZM7 187H6V188H7ZM10 187H9V188H10ZM13 187H14V186H13ZM23 187H24V186H23ZM28 187H29V186L27 185V188H28ZM56 187H57V186H56ZM56 187H55V188H56ZM65 187H67V186H64L63 188H65ZM126 187H127V186H126ZM141 187L143 188V186H141ZM141 187H140V188H141ZM164 187H165V186H164ZM15 188H16V187H15ZM15 188H14L13 191L17 190V189H15ZM25 188H26V187H25ZM25 188H22V189H24V190L26 191ZM35 188H31V189L33 190V189H35ZM59 188H61V184H60V187L58 186L57 190L54 189L53 191H57V192H58V190H60ZM63 188H62V189H63ZM68 188H69V187H68ZM128 188H129V187H128ZM138 188H139V187H138ZM162 188H163V187H162ZM10 189L12 190V188H10ZM19 189H21V188H19ZM29 189H30V187H29ZM31 189H30V191H31ZM52 189H51V190H52ZM134 189H135V188H134ZM134 189H133V190H134ZM245 189H246V188H245ZM2 190H3V189H2ZM4 190H5V189H4ZM38 190H39V191H38ZM41 190H42V189H40V187H39V188L37 187V190H36V191L40 192ZM51 190H50V191H51ZM64 190H65V189H63L62 195L64 194ZM136 190H137V189H136ZM140 190H141V189H140ZM169 190H170V189H169ZM229 190H230V189H229ZM9 191H10V190H9ZM13 191H12V192H13ZM17 191H18V190H17ZM22 191H23V190H22ZM25 191H24V193H27V194H25V195H27V196H29L31 192H33V193H31L33 196H34V193H36L35 196H34V199H33V200H37L36 198L39 197V196L42 197V196L40 195L41 192H40V194L37 195V192H36L35 190H33V191L30 192V191L27 189V191H29V194H28V192H25ZM50 191H49V192H50ZM53 191H52V193H53ZM74 191H75L74 188H73V189H69V190H67V188H66L65 195H68V196H65V197H69V196H71V195L73 196V194H74L73 192H74ZM146 191H147V190H146ZM218 191H219V190H218ZM1 192H2V191H1ZM6 192L9 193L8 191H5V193H6ZM19 192H20V191H19ZM49 192H48V193H49ZM75 192H76V191H75ZM127 192H129V191H127ZM170 192H171V190H170ZM172 192H173V191H172ZM197 192H198V191H197ZM210 192H211V191H210ZM248 192H249V191H248ZM10 193H11V192H10ZM54 193H55V192H54ZM60 193H61V192L59 191L57 194H60ZM80 193H77V195L79 194L80 196H82V193H81V194H80ZM124 193L126 194V192H124ZM173 193H174V192H173ZM215 193H216V192H215ZM242 193L244 194L243 191H242ZM0 194H1V193H0ZM13 194H15V192H14ZM16 194H18V193L16 192ZM22 194H23V192H22ZM22 194H21V195H22ZM43 194H45V193L42 191V195H43ZM86 194H84V196H86ZM103 194H104V193H102L101 195H103ZM138 194H139V193H138ZM171 194H172V193H171ZM1 195H2V194H1ZM5 195H6V194H5ZM19 195H20V193H19ZM23 195H24V194H23ZM25 195H24L23 197L20 196V198H24ZM36 195H37V196H36ZM45 195H49V196H50L51 194H45ZM62 195L60 194V195H58V196H62ZM90 195H91V194H89L88 196H90ZM105 195H107V194H105ZM112 195H113V194H112ZM198 195H199V194H198ZM212 195H213V194H212ZM251 195H252V194H251ZM3 196H4V195H3ZM3 196H2V197L0 196V198H1V199H0V203H1V205H3V203H5V205L7 204V207H6V206L3 207L4 205H3L2 207H1V206H0V207L2 208V210H3V208H4V209L7 208V209H5V211L7 210V211L10 213V214L7 213V215H8L9 217H10V215H11V217H12L11 219H13V222H14V223H15V222H18V220L20 221V218L23 219L24 217L26 218V217H30V216L32 217V219H33V217H34L35 220L37 219V220H38V221L36 220L37 223H39V222H41V221L43 220L44 215H45L44 213H46V212H44V210H45L46 208H41V207H40V203L38 204V202H37V204H38L39 206H38L37 208H35V210H36L37 212L34 213V214H36V215L33 214L34 216H32V213H31V215H29V216H24V217L22 216V217H20V214H21V213H20V209H17V207H18V205H19L18 202L14 201L13 199H8V198H10V194L7 196L8 198L6 197L9 201L6 200V198H5V199H4V202H1V201L3 200V198L5 197V196H4V197H3ZM11 196L13 197V195H11ZM15 196H16V195H15ZM27 196H26V198H27ZM30 196H31V195H30ZM49 196H48V197H49ZM53 196H55V195H53ZM58 196L56 195V196L53 198L52 195H51V196L49 197L50 207H51V202L53 201V199H55V198L58 197ZM80 196H79V198H80ZM84 196H82V197L85 198ZM88 196H86V198H88ZM94 196L97 197V195H95V194H94ZM103 196H104V195H103ZM115 196H116V195H115ZM117 196H118V195H117ZM120 196H121V195H120ZM123 196H124V195H123ZM126 196H127V195H126ZM131 196H132V195H131ZM180 196H181V195H180ZM185 196H186V195H185ZM218 196H219V194H218ZM259 196H260V195H259ZM40 197H39V198H40ZM43 197H44V198H43ZM43 197H42L43 199H46L45 196H43ZM73 197H74V196H73ZM73 197H72V200H74ZM118 197H119V196H118ZM176 197H177V196H176ZM183 197H184V196H183ZM187 197H189V195H188ZM191 197H192V196H191ZM248 197H249V195H248ZM251 197H252V196H251ZM255 197H256V196H255ZM261 197H262V196H261ZM20 198L18 197V199H20ZM26 198H24V199H26ZM32 198H33V197H32ZM42 198H41L40 201L43 200ZM50 198H52V199H50ZM61 198H62V197H61ZM61 198H59V199H61ZM77 198H78V196H77ZM79 198H78V199H79ZM89 198H91V197H89ZM89 198H88V199H89ZM130 198H131V197H130ZM173 198H174V197H173ZM210 198H211V197H210ZM216 198H217V197H216ZM252 198H253V197H252ZM15 199H16V198H15ZM18 199H17V200H18ZM28 199H29L28 201L30 202V198H28ZM59 199H57V201H59ZM67 199H70V200H71V197H70V198H67ZM94 199H95V198H94ZM137 199H138V198H137ZM185 199H186V198H185ZM221 199H222V198H221ZM253 199H254V198H253ZM10 200H11V201H10ZM12 200H13V201H12ZM20 200H21V199H20ZM20 200H18V201L20 202ZM22 200H23V199H22ZM22 200H21V201H22ZM31 200H32V199H31ZM38 200H39V199H38ZM47 200H48V199H46V202L48 203ZM61 200H63V202H64V199H61ZM61 200H60V201H61ZM70 200H69V201H70ZM75 200H76V199H75ZM75 200H74V201H75ZM91 200H93V199L91 198ZM91 200H90V201H91ZM98 200H99V199H98ZM123 200H124V199H123ZM182 200H184V198L181 199V201H182ZM193 200H194V198H193ZM211 200H212V199H211ZM211 200H210V202H211ZM5 201H6L7 203H6ZM26 201H27V200H26ZM54 201H55V200H54ZM54 201H53V202H54ZM60 201H59V202H60ZM69 201L67 200V203H66V199H65V202H64V203H58V204H57V202L55 201L56 204H55V202H54V203L52 202V204H53V206H57V207L60 206V208H62V210H63L64 205H62V204H65V203H66V204H65V207H66V209H67V205H69V204L71 205V203H68ZM74 201H71V202H74ZM78 201H80V200H78ZM84 201H85V200H84ZM90 201L87 202V203H90V204H91ZM121 201H122V200H121ZM137 201H138V200H137ZM184 201H185V200H184ZM187 201H188V200H187ZM201 201H202V200H201ZM219 201H220V200H219ZM262 201H263V200H262ZM22 202H23V204H26V203H27V202L25 203L24 201H22ZM31 202H32V201H31ZM43 202L45 203V201H43ZM61 202H62V201H61ZM101 202H102V201H101ZM117 202H118V201H117ZM125 202H127V201H125ZM173 202H174V201H173ZM175 202H176V201H175ZM179 202H180V201H179ZM204 202H206V201H204ZM258 202H259V201H258ZM11 203H13V204H11ZM14 203H16V205H15ZM20 203H21V202H20ZM32 203H34V201H33ZM41 203H42V202H41ZM81 203H82V202H80V204H81ZM93 203H94V201H93ZM97 203H98V202H97ZM128 203H129V202H128ZM188 203H189V201H188ZM190 203H191V202H190ZM216 203H217V202H216ZM219 203L221 204V202H219ZM17 204H18V205H17ZM34 204H36V203H34ZM34 204H32V206H33ZM54 204H55V205H54ZM72 204H73V203H72ZM80 204H79V205H80ZM100 204H101V203H100ZM105 204H106V202H105ZM136 204H137V203H136ZM167 204H168V203H167ZM263 204H264V203H263ZM14 205H15V206H14ZM21 205H22V204H20V206H19L20 208H21ZM41 205H42V207H43V204H41ZM70 205H69V207H70ZM82 205H83V204H82ZM94 205H96V204H94ZM126 205H128V204H126ZM137 205H138V204H137ZM187 205H188V204H187ZM191 205H192V204H191ZM199 205H200V204H199ZM207 205H208V204H207ZM16 206H17V207H16ZM24 206H25V205H24ZM34 206H35V205H34ZM34 206H33V207H34ZM36 206H37V205H36ZM53 206H52V207H53ZM73 206H74V205H73ZM85 206H86V205H85ZM92 206H93V204H92ZM102 206H103V205H102ZM116 206H117V204H116ZM124 206H125V205H124ZM180 206H181V205H180ZM193 206H194V205H193ZM209 206H210V205H209ZM213 206H214V204H213ZM219 206H220V205H219ZM22 207H23V205H22ZM29 207H30V205H29ZM44 207H47L46 204H45ZM50 207H49V204H48V208H49V209H50ZM52 207H51V208H52ZM71 207H72V205H71ZM78 207H79V206H78ZM94 207H95V206H94ZM97 207H100V206L97 205ZM119 207H120V206H119ZM122 207H123V206H122ZM153 207H154V206H153ZM164 207H165V206H164ZM216 207H217V206H216ZM25 208H26V207H25ZM91 208H92V207H91ZM101 208H102V207H101ZM123 208H124V207H123ZM123 208H122V209H123ZM125 208H126V207H125ZM125 208H124L123 210H126ZM134 208H135V207H134ZM173 208H174V207H173ZM182 208H183V207H182ZM194 208H195V207H194ZM207 208H208V206H207ZM209 208H211V206H210ZM21 209H22V208H21ZM58 209H59V208H57V210H58ZM66 209H65V210H66ZM69 209H70V208H69ZM80 209H81V208H80ZM83 209H84V207H83ZM86 209H87V208H86ZM86 209H85V210H86ZM95 209H96V208H95ZM99 209H100V208H99ZM105 209H106V208H105ZM120 209H121V208H120ZM127 209H128V208H127ZM131 209H132V208H131ZM135 209H136V208H135ZM141 209H142V208H141ZM164 209H165V208H164ZM169 209H170V208H169ZM171 209H172V208H171ZM213 209H214V208H213ZM262 209H263V208H262ZM53 210L56 211L55 209H53ZM78 210H79V208H78ZM111 210H112V209H111ZM114 210H115V209H114ZM118 210H119V209H118ZM166 210H167V209H166ZM3 211H4V210H3ZM18 211H19L20 214L17 213ZM33 211H34V210H33ZM49 211H50V210H49ZM81 211H82V210H81ZM128 211H129V210H128ZM128 211H126V212H128ZM167 211H168V210H167ZM167 211H166V212H167ZM174 211H175V210H174ZM207 211H208V210H207ZM263 211H264V210H263ZM62 212H63V211H61V213H62ZM93 212H94V211H93ZM95 212H96V211H95ZM104 212H105V211H104ZM104 212H103V213H104ZM119 212H120V211H119ZM132 212H133V211H132ZM137 212H138V210H137ZM145 212H146V211H145ZM155 212H156V211H155ZM179 212H180V211H179ZM200 212H201V211H200ZM202 212H203V211H202ZM210 212H211V211H210ZM1 213H2V212H1ZM4 213H5V212H4ZM57 213H58V212H57ZM75 213H76V212H75ZM86 213H87V215L90 214V213L87 212V211H86ZM122 213H123V212H122ZM133 213H135V212H133ZM147 213H148V212H147ZM184 213H185V212H184ZM5 214H6V213H5ZM5 214H4V216H5ZM24 214H26V213L24 212ZM82 214H83V212H82ZM84 214H85V213H84ZM96 214H97V213H94L93 216H92V218L94 217V215H95V217H97ZM100 214H101V211H100ZM104 214H105V213H104ZM104 214H103V217H104ZM113 214H114V213H113ZM130 214H131V213H130ZM136 214H138V215L140 216L139 213H136ZM136 214L133 215V216H135V219H136L137 217H139V216H137ZM144 214H145V213H144ZM165 214H167V213H165ZM67 215H68V214H67ZM87 215H86V216H87ZM97 215H98V214H97ZM117 215H118V213H117ZM131 215H132V214H131ZM131 215H130V216H131ZM152 215H153V214H152ZM163 215H164V214H163ZM172 215H174V214H172ZM8 216H7V217H8ZM68 216H69V215H68ZM78 216H80V215H78ZM78 216H77V218H78ZM83 216H84V215H83ZM88 216H89V215H88ZM99 216H100V215H99ZM99 216H98V218H99ZM124 216H126V215H124ZM128 216H129V215H128ZM136 216H137V217H136ZM161 216H162V215H161ZM167 216H168V215H167ZM167 216H166V217H167ZM176 216H178V215H176ZM180 216H181V215H180ZM180 216H179V217H180ZM183 216H184V215H183ZM185 216H186V215H185ZM0 217H2V216H0ZM7 217H5V218H6L7 221L9 222L11 219H8L9 217H8V218H7ZM84 217H85V216H84ZM101 217H102V216H101ZM109 217H110V214H109ZM109 217H108V219H109ZM112 217H113V216H112ZM117 217H118V216H117ZM119 217H120V216H119ZM122 217H123V216H122ZM140 217H141V216H140ZM14 218H15V219H14ZM16 218H17V219H16ZM51 218H52V217H51ZM67 218H68V217H67ZM143 218H144V217H143ZM181 218H182V217H181ZM183 218H184V217H183ZM29 219H31V218H29ZM34 219H33V220H34ZM46 219H47V218H46ZM63 219H66V218L64 217ZM115 219H116V218H115ZM162 219H163V218H162ZM167 219H168V218H167ZM0 220H1L2 223H3V219H0ZM4 220H5V219H4ZM49 220L52 221V222L54 221V224H55V225L52 224V226H56V227H57V223H55L56 220H53V219H52V220L49 219ZM61 220H62V219H61ZM66 220H67V219H66ZM81 220H82V219H81ZM96 220H97V219H96ZM102 220H103V219H102ZM117 220H118V219H117ZM117 220H116V221H117ZM136 220H137V219H136ZM136 220H133V221H136ZM256 220H257V219H256ZM1 221H0V222H1ZM11 221H12V220H11ZM11 221H10V223H9L10 225L7 223V224L9 225V226L7 225V228L9 227V228L11 229V228H13V227H16V226H15L16 224L21 223V221H20V222H18V223H16V224L14 225V224H11ZM22 221H23V220H22ZM24 221H25V220H24ZM28 221H29V220H28ZM44 221H45V220H44ZM63 221H64V220H62V222H63ZM88 221H89V220H88ZM152 221H153V220H152ZM168 221H169V220H168ZM177 221H178V220H177ZM177 221H176V222H177ZM184 221H185V220H184ZM4 222H5V221H4ZM13 222H12V223H13ZM42 222H43V221H42ZM62 222H61V223H62ZM84 222H86V221H84ZM181 222H182V221H181ZM181 222H180V223H181ZM185 222H186V221H185ZM31 223H32V222H31ZM44 223H45V222H44ZM89 223H90V222H89ZM93 223H94V222H93ZM114 223H115V222H114ZM236 223H237V222H236ZM243 223H244V222H243ZM3 224H4V223H3ZM65 224H66V223H65ZM65 224H64V226H65ZM81 224H82V223H81ZM91 224H92V223H91ZM106 224H107V223H106ZM143 224H144V222H143ZM150 224H151V223H150ZM153 224H154V222H153ZM5 225H6V224H5ZM5 225H4V226H5ZM12 225H14V226H12ZM19 225H20V224H19ZM36 225H37V224H36ZM40 225H41V223H40ZM40 225H39V226H40ZM45 225H46V224H45ZM78 225H79V224H78ZM87 225H89V224H87ZM92 225H93V224H92ZM135 225H136V224H135ZM141 225H142V224H141ZM144 225H145V224H144ZM255 225H256V224H255ZM2 226H3V225H2ZM50 226H51V225H50ZM68 226H69V225H68ZM71 226H72V225H71ZM81 226H82V225H81ZM83 226H84V225H83ZM105 226H106V225H105ZM108 226H109V225H108ZM167 226H168V225H167ZM177 226H178V225H177ZM32 227H33V226H32ZM34 227H35V226H34ZM37 227H38V225H37ZM40 227H41V226H40ZM44 227L46 228V226H44ZM58 227L60 228V226H58ZM61 227H62V226H61ZM65 227H67V226H65ZM76 227H77V226H76ZM103 227H104V226H103ZM237 227H238V226H237ZM255 227H256V226H255ZM0 228H1V227H0ZM2 228H3V230L6 229V228L4 229V227H2ZM18 228H19V227H18ZM18 228H17V229H18ZM35 228H36V227H35ZM51 228H52V227H51ZM53 228H54V227H53ZM62 228H63V227H62ZM77 228H78V227H77ZM117 228H118V227H117ZM139 228H140V227H139ZM147 228H148V227H147ZM181 228H182V227H181ZM33 229H34V228H33ZM33 229H31V230H33ZM40 229H42V227H41ZM48 229H49V228H48ZM68 229H69V228H68ZM75 229H76V228H75ZM248 229H249V228H248ZM260 229H261V228H260ZM8 230H9V229H8ZM13 230H14V229H13ZM22 230H24V229H22ZM36 230H38V229H36ZM36 230H35V231H36ZM56 230H57V229H56ZM60 230H61V229H60ZM64 230H65V229H64ZM102 230H103V228H102ZM137 230H138V229H137ZM147 230H148V229H147ZM9 231H10V230H9ZM9 231H8V232H9ZM17 231H18V230H17ZM41 231H42V230H41ZM51 231H52V230H51ZM74 231H75V230H74ZM84 231H85V230H84ZM90 231H92V230H90ZM90 231H89V232H90ZM244 231H245V230H244ZM248 231H249V230H248ZM13 232H14V231H13ZM24 232H25V231H24ZM76 232H77V231H76ZM76 232H74L75 235L77 234ZM78 232H79V234H80V232H82V230H81V231H78ZM99 232H100V231H99ZM102 232H103V231H102ZM137 232H138V231H137ZM174 232H175V231H174ZM220 232H221V231H220ZM260 232H261V231H260ZM262 232H263V231H262ZM1 233H2V232H1ZM1 233H0V234H1ZM3 233H4V232H3ZM5 233H6V231H5ZM16 233H17V232H16ZM30 233H31V232H30ZM45 233H47V232H45ZM67 233H68V232H67ZM96 233H98V232H96ZM140 233H141V232H140ZM225 233H226V232H225ZM7 234H8V233H7ZM7 234H5V235L2 234V235H3L4 237H6ZM12 234H13V233H12ZM36 234H37V233H36ZM72 234H73V233H72ZM82 234L85 235V232H82ZM82 234H80V235L77 234V235L83 237ZM114 234H115V232H114ZM137 234H138V233H137ZM175 234H176V232H175ZM175 234H174V235H175ZM222 234H223V233H222ZM22 235H23V233H22ZM27 235H28V234H27ZM29 235H30V234H29ZM31 235H33V233H31ZM75 235H74V236H75ZM88 235H89V234H88ZM141 235H142V234H141ZM183 235H184V234H183ZM241 235H242V234H241ZM0 236H1V235H0ZM10 236H12V235H10ZM10 236H7V237H10ZM14 236H15V235H14ZM64 236H65V235H64ZM70 236H71V235H70ZM218 236H219V234H218ZM222 236H224V235H222ZM242 236H243V235H242ZM4 237H3V238L1 237L2 239L0 238V248H1V249H2V248L5 249V247H6V245H7V243H5V242H9V241H5L6 239H5ZM18 237H21V236L19 235ZM18 237H17V238H18ZM32 237H33V236H32ZM37 237H38V236H37ZM65 237H66V236H65ZM84 237H85V236H84ZM106 237H107V236H106ZM110 237H111V236H110ZM154 237H155V236H154ZM175 237H176V236H175ZM204 237H206V236H204ZM220 237H221V236H220ZM226 237H227V236H226ZM228 237H229V236H228ZM10 238H11V237H10ZM12 238H13V237H12ZM35 238H36V237H35ZM42 238H43V237H42ZM42 238H41V239H42ZM57 238H58V237H57ZM70 238H71V237H70ZM70 238H69V239H70ZM74 238H75V237H74ZM76 238L79 239L80 237H76ZM76 238H75V242H76V240H77ZM85 238H86V237H85ZM97 238H98V237H97ZM111 238H112V237H111ZM200 238H201V237H200ZM7 239H9V238H7ZM18 239H19V238H18ZM20 239H21V238H20ZM23 239H24V238H23ZM50 239H51V238H50ZM59 239H60V236H59ZM63 239H64V238H63ZM69 239H68V240H69ZM102 239H103V238H102ZM216 239H217V238H216ZM223 239H224V238H223ZM9 240H10V243H11V240H12V239H9ZM16 240H17V239H16ZM16 240H15V241H16ZM25 240H27V238H26ZM38 240H39V239H38ZM44 240H45V239H44ZM48 240H49V239H48ZM54 240H55V239H54ZM60 240H61V239H60ZM64 240H65V239H64ZM71 240H72V239H71ZM97 240H98V239H97ZM118 240H119V239H118ZM151 240H152V239H151ZM199 240H200V239H199ZM205 240H206V239H205ZM218 240H219V239H218ZM218 240H217V241H218ZM224 240H225V241H224ZM224 240H223V241L226 242V241H227V238H225ZM238 240H240V239H238ZM242 240H243V238H242ZM32 241H33V240H32ZM69 241H70V240H69ZM79 241H80V240H79ZM86 241H87V240H86ZM94 241H95V240H94ZM114 241H115V240H114ZM172 241H173V240H172ZM202 241H203V239H202ZM208 241H209V240H208ZM211 241H212V239H211ZM219 241H220V240H219ZM47 242H48V241H47ZM62 242H63V241H62ZM65 242H66V241H65ZM73 242H74V240H73ZM73 242H72V243H73ZM95 242H96V241H95ZM103 242H104V241H103ZM116 242H117V241H116ZM136 242H137V241H136ZM214 242H216V241H214ZM244 242H246V241L244 240ZM261 242H262V241H261ZM23 243H24V242H23ZM28 243H29V242H28ZM85 243H86V242H85ZM105 243H106V242H105ZM148 243H149V242H148ZM202 243H203V242H202ZM216 243H217V242H216ZM222 243H223V242H222ZM246 243H247V242H246ZM246 243H245V245H246ZM252 243H253V242H252ZM14 244H15V243H14ZM17 244H18V243H17ZM34 244H35V243H34ZM142 244H143V243H142ZM217 244H218V243H217ZM219 244H220V243H219ZM224 244H225V243H224ZM263 244H264V243H263ZM28 245H29V244H28ZM73 245H74V244H73ZM87 245H88V244H87ZM93 245H94V243H93ZM111 245H113V244L111 243ZM214 245H215V244H214ZM220 245H221V244H220ZM8 246H9V245H8ZM12 246H13V245H12ZM56 246H57V245H56ZM71 246H72V245H71ZM75 246H76V245H75ZM100 246H101V244H100ZM104 246H105V245H104ZM104 246H103V247H104ZM221 246H223V245H221ZM237 246H238V245H237ZM242 246H243V245H242ZM250 246H252V245H250ZM255 246H256V245H255ZM255 246H253V247H255ZM14 247H16V244H15ZM69 247H70V246H68V248H69ZM95 247H96V246H95ZM97 247H98V246H97ZM165 247H166V246H165ZM204 247H205V246H204ZM204 247H203V248H204ZM223 247H224V246H223ZM9 248H10V247H9ZM30 248H33V247H30ZM42 248H43V247H42ZM104 248H106V247H104ZM107 248H108V246H107ZM112 248H113V247H112ZM160 248H161V247H160ZM186 248H187V247H186ZM225 248H226V247H225ZM225 248H223V249H225ZM242 248H243V247H242ZM244 248H245V247H244ZM7 249H8V248H7ZM7 249H5V250H7ZM14 249H15V248H14ZM19 249H20V247H19ZM60 249H61V248H60ZM84 249H85V248H84ZM116 249H117V248H116ZM216 249H217V248H216ZM245 249H246V248H245ZM252 249H253V248H252ZM256 249H257V248H256ZM256 249H255V250H256ZM263 249H264V248H263ZM263 249H262V250H263ZM12 250H13V249H12ZM67 250H68V249H67ZM100 250H101V249H100ZM120 250H121V249H120ZM162 250H163V249H162ZM214 250H215V249H214ZM226 250H227V249H226ZM228 250H229V249H228ZM228 250H227V253H229ZM262 250H261V251H262ZM1 251H2V250H1ZM7 251H8V250H7ZM10 251H11V250H10ZM16 251H17V250H16ZM61 251H62V250H61ZM69 251H72L71 248H70ZM69 251H68V252H69ZM124 251H125V250H124ZM200 251H201V250H200ZM219 251H220V250H219ZM221 251H222V250H221ZM231 251H232V249H231ZM238 251H239V250H238ZM249 251H250V250H249ZM3 252H4V251H3ZM13 252H14V251H13ZM79 252H80V251H79ZM95 252H96V251H95ZM235 252H236V251H235ZM235 252H234V253H235ZM242 252H243V251H242ZM263 252H264V251H263ZM14 253H15V252H14ZM55 253H56V252H55ZM64 253H66V252H64ZM93 253H94V252H93ZM93 253H92V254H93ZM101 253H102V251H101ZM117 253H118V252H117ZM154 253H155V252H154ZM161 253H162V252H161ZM209 253H211V252H209ZM213 253H214V252H213ZM224 253H225V252H224ZM224 253H223V254H224ZM227 253H225V254L227 255ZM231 253H233V252H230V254H231ZM247 253L249 254V252H247ZM247 253H246V254H247ZM253 253H254V252H253ZM253 253H251V254L253 255ZM8 254H9V251H8ZM11 254H13V253H11ZM58 254H59V253H58ZM60 254H61V253H60ZM90 254H91V253H90ZM94 254H95V253H94ZM97 254H98V253H97ZM99 254H100V253H99ZM102 254H103V253H102ZM122 254H123V253H122ZM141 254H142V253H141ZM143 254H144V253H143ZM204 254H205V252H204ZM219 254L221 255L220 252H219ZM223 254H222V255H223ZM256 254H257V253H256ZM25 255H26V254H25ZM64 255H65V254H64ZM115 255H116V254H115ZM226 255H225V256H226ZM235 255H236V254H235ZM249 255H250V254H249ZM249 255L243 256L242 254H240V255H238V256H239V257L241 256V257H240V258H241V259H240L241 262L238 260L239 258L237 259L238 256L235 257V262H237V260H238L239 263H237V264H264V260H263V259H264V257H263L264 254L262 255V257H263V258H262V261H261V259H260L261 257H260L258 254H257L258 257H256V256L254 255L256 258H254L252 255H250V256H249ZM8 256H9V255H8ZM28 256H29V255H28ZM47 256H48V255H47ZM105 256H106V255H105ZM145 256H147V254H146ZM153 256H154V255H153ZM218 256H219V255H218ZM230 256H231V255H230ZM242 256H243V257H242ZM19 257H20V256H19ZM24 257H26V256H24ZM24 257H23V258H24ZM63 257H64V256H63ZM94 257H95V256H94ZM102 257H103V256H102ZM114 257H115V256H114ZM143 257H144V256H143ZM221 257L223 258L224 255L221 256ZM221 257H220V258H221ZM226 257H229V256L227 255ZM226 257H224V263H225V258H226ZM31 258H32V257H31ZM148 258H149V257H148ZM201 258H202V256H201ZM209 258H210V257H209ZM222 258H221V259H222ZM258 258H259V259H258ZM17 259H18V258H17ZM92 259H93V258H92ZM99 259H100V258H99ZM112 259H113V258H112ZM115 259H116V258H115ZM199 259H200V258H199ZM229 259L231 260L232 257H231V258L229 257ZM113 260H114V259H113ZM117 260H118V258H117ZM210 260H211V259H210ZM216 260H218V257H217ZM226 260H228V258H227ZM230 260H229L227 263H229V262H233L232 260H234V258H233L231 261H230ZM20 261H21V260H20ZM33 261H34V260H33ZM108 261H109V260H108ZM145 261H146V260H145ZM207 261H208V260H207ZM220 261H223V260H220ZM29 262H30V261H29ZM140 262H141V261H140ZM149 262H150V261H149ZM149 262L147 261V263H149ZM217 262H219V261H217ZM235 262H233V263H235ZM219 263H220V262H219ZM221 263H222V262H221ZM227 263H225V264H227ZM233 263H231V264H233ZM25 264H26V263H25ZM32 264H33V263H32ZM116 264H117V263H116ZM130 264H131V263H130ZM143 264H144V263H143ZM149 264H150V263H149ZM152 264H153V263H152Z\"/></svg>","mask_w":264,"mask_h":264}]
</instances>
